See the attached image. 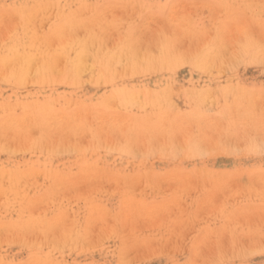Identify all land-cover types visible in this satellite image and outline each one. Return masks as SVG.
I'll list each match as a JSON object with an SVG mask.
<instances>
[{"label": "rangeland", "instance_id": "rangeland-1", "mask_svg": "<svg viewBox=\"0 0 264 264\" xmlns=\"http://www.w3.org/2000/svg\"><path fill=\"white\" fill-rule=\"evenodd\" d=\"M59 1L60 0H0V58H2L4 60V63H0V121L9 119L8 121H9V123H11V122H14V120L15 121H22V119H23V121H24L23 125L24 126H20V127L25 128V129H21V128H18V129L26 131V133L23 131H18V129H16L17 128L16 126H14L15 129L13 130V127L11 124L9 125L12 127L11 131L10 130L8 131L9 126H7V127L5 126L7 128V131H5L6 129L3 125H2V127H0V134H2L1 137H3V139L1 140V144H4V149H5L3 152H0V154H3L2 156L0 155L1 156L0 157V169H1L0 170V178L3 177L4 174H6V176L4 175L5 178H3V179H4V183L7 184V185H5L3 183L4 186H2L1 182H3V179L2 178L0 179V190L1 191L3 190L2 192L0 191L1 192L0 196L2 195V193L4 194V195H2V197H4V198L0 197V219L2 218L0 220V229L1 228L3 229V231H2V229L0 230V262H1L0 264H2L3 262H4L3 264H190V262H191V264L192 263L193 264L194 263L195 264H201V262H202V264H206V263L207 264H264V208H263L264 207V201H263V199H261V197H264V193H263L264 192L263 191L264 190V179H261L262 181L260 180L261 183H263V184H261V185H263V187L260 188L259 186H257V184L260 185L259 180H258V176H257V175H259L258 173H260L259 179H260V177H262V173L264 174V59H263L264 58V34H263L264 33V0H260V2H258L259 0H248V1L247 0H219V1L223 2L224 4H226L225 7H227V8H222V7L216 8V10L221 8L220 10L222 12H220L219 10H217V11L215 10V12H213V14H212L214 16H212L210 14H209L210 16L208 15V12H210V11L206 7H205L206 8L205 9L204 7L200 8L198 6L200 9H203V10H200V9L198 10V9H195L197 5L194 6V4L192 3L193 6H191L192 4L190 3V1L193 2L194 0H190V1L182 0V2H179V3H175L177 1H175V2L173 1L174 3L170 2V5H167V3H169V0H163V2H162V3H164V4H162L163 10L159 16H156V13H155V12H159V11H157V7H152L148 11L147 10L144 11V10H141L140 8H138V4L134 3L133 0H92V1L91 0H61L60 2ZM186 1H187V3H186ZM81 2H83L84 4L81 5ZM215 2L218 3L217 1H215ZM171 3H173V5L174 4L175 5L171 7ZM135 5H136V8H135ZM183 5H185V6H183ZM188 5L192 8L188 7ZM112 6H113V9H112ZM177 6H178V9H180V10H182L180 8L182 6L185 8L184 9L182 7L184 9L182 11H185V12H183V14L185 16L187 15V17H189V19H188L187 17L184 16L185 18L184 17L183 18L185 19V21L187 18V21L189 20L190 22L192 21V23H193L194 19L202 18V20H203V22H201L202 24H200V22H199L200 26L196 25V28L193 27L194 32L191 33V31H189V29L191 30V28L188 29V27L192 23L190 24V22H189V24L187 25L185 22L184 23L182 22V24L179 22V21H183V19L180 20V18L183 14L181 13L182 11L175 8ZM41 7H43V8H41ZM48 7H50V8H48ZM104 7H107V8L105 9ZM108 7H110L109 10H107ZM170 8H172L171 14H174L173 12H176L178 10L177 13L180 12L179 13L180 17L179 16L176 17V13H175V15H172V16H174V17H172L169 13ZM91 9H92V12H91ZM104 9L106 11H108V12L105 11V14H103ZM119 9L120 10L122 9V10L118 11ZM174 9H175V11H173ZM188 9H190V10H188ZM194 9L197 10L198 12L195 11ZM100 10L102 13L100 12ZM128 10H129V13L126 12ZM133 10L134 11L136 10V12L133 13L134 12ZM212 10H214V8ZM152 11H155V12H152ZM189 11H191V12H189ZM199 11H200V13H199ZM226 11H228L229 13L226 14L227 13ZM72 12L74 14H71ZM120 12H122V13L124 12V14H127L130 17L127 15H125V16L121 15L120 16V14H122ZM147 12H150L153 14H150ZM219 12L222 13V15H220ZM224 12H225V14H223ZM99 13H101L103 15L102 25L96 27V32H95L96 38H94L95 41L91 42V45H89V47L87 49V51L90 50L89 54H91V57L89 56L88 59L89 58L90 59L89 60L86 59L87 61H85L86 65H88V66L90 65L89 66V68H91L90 71L87 70L88 66L84 67V68H87V69H85L87 71L86 72L84 71L79 75L80 77H78V82L77 83L74 82L75 85H74V83L68 84L66 86H62V84H55L56 86L53 85L51 87H48V76L47 75L48 74L50 75V69H51V71H54V72L57 71V72H55V74L53 72L54 75H57V73L63 74V72L65 70L64 65H66V67H67V65L69 63V59L71 60L73 58V53H74V50L76 49L75 47H77V44L74 45V43H77L76 41L86 39V30L83 31L84 28L81 29L82 26L80 23L83 22L84 20L89 21V19L92 18V16L98 15ZM113 13H116V15H119V16H116V20L118 19L117 20L118 22L114 21L115 19L113 16H115V14L113 15ZM49 14L50 15L52 14V16H50ZM110 14H112V15H110ZM167 14H168V16H167ZM197 14H199V15H197ZM132 15L134 16V18H132L133 17ZM169 15L171 16L172 21H174L173 18L175 19V17L177 18L176 20L179 19L178 22L183 26V29H181L182 26L179 25V27H181L180 30L183 31L182 32L179 30V32H181L182 35L185 36V40H183L184 36H183V38H181L182 35L179 36V34H177V33H176L177 35L172 34V33L177 32L178 30L174 32L175 29L174 30L170 29V32H167V35H166L167 37L165 36V37L160 38V42L163 41L160 43L162 45H160V44L157 45V40L155 39L156 38L155 36H158L160 33L159 32L157 33L158 30L156 28H158V27L161 28L162 26H164V27H162L163 30L160 29V31L161 30L163 31L164 35L166 32L164 30H166L168 28H165V23L164 24L161 23L162 25L159 23L161 26H158V27L155 25L159 21L160 22H162V21L172 22L170 19H169V21L166 20L169 18ZM191 15L194 17H192ZM235 15H236V17H235ZM238 15H240V16H238ZM111 16L113 17V19ZM215 16L216 17L221 16L222 18L221 17L219 19L213 18ZM242 16L245 17V19H243V20H244V22L246 21L248 23V26H249V23L251 24V26L255 25V24H253L254 21H255L254 23H256L257 26H258V24L260 25V27L263 29V31L261 30V28H259V30H258V29H256L258 27L253 26L257 35L259 33L260 36L259 35L257 36L255 34V32L252 30L253 28L250 26V28H252L251 30L249 29L250 32L253 31L252 32L253 37L251 36V33H249V31H247V28H246L248 26H245V23L241 19ZM118 17H124L125 20H122L124 18H121L119 20ZM190 17L193 20H191ZM224 17H226V19H227L225 21V23L230 22L231 25H234V24H232V21H233V23H235V24L237 23L235 25L236 27L240 25V22L238 23V20L241 21V23L244 24L245 27L242 24H241L242 26L241 25L240 26L242 27V29L244 27L246 30L245 29L241 30V28H239L240 27L239 26V27H237V29L242 31V32L237 30L238 32L236 33V31H235L236 28L234 29L233 27H231V29H230V26H228L230 24H225L223 22L224 25H222V26H223L224 30L222 29V31H221V29H220L221 27H219L218 24H219V20H221V21L224 20ZM230 17L233 18V20L230 19ZM145 18L147 20H145ZM155 18L156 19L158 18V19L156 20ZM212 18L214 19L213 20L214 22L211 24ZM126 19H129V20L126 21ZM134 19H135V21H134ZM136 19H137V21H136ZM148 19L149 20L151 19L153 22H155V20H156V22H155L156 24L153 23L152 21H150L151 24L153 23V27L156 30H154V28L152 26H150L151 24L149 23ZM252 19H253V21H252ZM20 21H21V23H20ZM208 21H210V22H208ZM251 21H252V23H251ZM143 22H145V23H143ZM215 22H217V23H215ZM19 23H20V25H19ZM146 23H149V25L148 24L146 25ZM203 23L205 25L206 24L207 25L205 26ZM208 23H210V24H208ZM108 24H116L117 27H115V28L116 29L119 28V30L117 31L114 28L108 29L107 27H105ZM122 24H124V25H122ZM129 24H131V26H129ZM16 25H17V27H16ZM167 25H166V27H167ZM201 25H203L204 28L201 27ZM211 25H213V27H211ZM146 26L148 29L146 28ZM138 27H139V29H138ZM207 27L211 30L208 29L209 31L207 30L208 32H205ZM224 27H226V28H224ZM60 28H62V30H60ZM73 28H74V30H73ZM120 28H122V29H120ZM143 28H144V30H142ZM184 28L187 29L186 34H184V32H185ZM228 28L232 32L231 31H225V30H228ZM63 29H65V30H63ZM149 29H150V32L148 33ZM218 29H220V30H218ZM153 30H154V32H153ZM27 31H28V33H27ZM57 31H58V33H56ZM74 31H75V34H74ZM106 31L108 34L106 33ZM113 31H114V33H113ZM138 31H139V33H138ZM146 31H147V33H146ZM155 31H156V33H155ZM201 31H203V32H201ZM213 31H216V32L214 33ZM218 31H219V34H220V31L222 32L221 35L222 34L225 35L226 34L225 32L228 33L227 34L228 37H227V35H226V37L223 36V39L227 40L226 42H224L225 40L223 41L222 36L220 39ZM187 32H189V33L187 34ZM245 32H248V33H246V35H245ZM112 33H113V35L110 36V34H112ZM116 33L117 34L119 33L122 35L124 33L128 34L129 39L124 44V46H126V45H128V46H126L123 49L120 48L119 50H117V52H115V54H114L115 56L113 58H108V56H104L107 53L106 51L112 50L113 48L117 47L116 45H118L117 42L119 41L118 40L119 36H117ZM154 33L157 35H155ZM190 33L193 36L192 38L190 36L191 35ZM209 33H210V35H209ZM241 33H243L242 34L243 36L239 37V34H241ZM104 34H106V35H104ZM198 34L200 36H202L203 39L205 38L204 40H202L203 41L202 47L200 45L197 46V43L200 44L199 42H201V38L196 37V35L198 36ZM80 35H82V36H80ZM205 35H207V36H205ZM65 36L67 38L68 37L69 38L65 39L66 38ZM104 36H106V37H104ZM233 36H235V37L238 36V37L235 38ZM70 37L72 38V40H70L71 39ZM206 37H208V38H206ZM214 37L219 38V40H217V42H218L217 44H215V42L213 40ZM55 38H56V41H55ZM97 38H99V40ZM105 38H106V40H105ZM187 38H188V40H187ZM230 38H231L232 43L229 42ZM233 38H235L234 40L236 42L233 40ZM53 39H54V41H53ZM180 39H182L183 41H181ZM189 39L190 40L195 39L194 42H193V40H191L193 43L192 45H191V41ZM197 39H200V41L197 42ZM208 39H209V43L206 42ZM240 39H242V40L237 44V46L239 45L238 46L239 48L237 46L234 47L233 44L235 45L238 42V40H240ZM59 40H60V42H61V40H63V41L67 40V41L62 42V43H67V44H65L66 49H65L64 45L59 46V44H61L58 42ZM220 40H222V42H224L222 45L223 46L222 50L220 49L221 47L217 49V47L219 45H221ZM55 42H57L56 43L57 46H56ZM69 42H72V43H69ZM188 42H190V45L192 47L195 44L194 47L196 46L200 50L199 49L197 50L196 47H195V49L194 48L192 49ZM210 42H211V44H210ZM134 43L136 45H134ZM181 43L184 45L182 46ZM207 43H208V45H207ZM226 43H230L231 46H230V44H226ZM257 43H259V44H257ZM186 44H187V47H186ZM155 45H157V46H155ZM206 45L208 46L207 48H206ZM227 45H229V46H227ZM178 46H179V48H178ZM243 46H245V47H244V50L241 52V49ZM188 47H190V48H188ZM232 47H234V48H232ZM235 48H237L239 50H236ZM36 49L38 50V52ZM159 49H160V51L164 52L165 54L168 53L169 56H171V57H169L171 59L170 60L171 63L165 62V67H163L164 64L163 65H157V67H156L157 70L156 69L154 70L152 68V65L155 63H153V62H147V63L141 62L142 57L145 55L148 56V54H149V56H150V53H151V56H153L154 53H157V54L160 53ZM175 49H176V52H175ZM191 49H192V51L193 50L198 51V52L196 51V53L192 52L193 55L195 54L194 57H192V58L190 57V55H192ZM234 49L236 52L234 51ZM102 50H104V51H102ZM123 50H128V51L130 50L131 54H127V56H126L124 53H122V52H124ZM189 50H190V54H189ZM212 50L215 51L217 55L215 54V52H214V54H212L213 53ZM120 51H121V53H120ZM186 51L189 54V56H187V57L185 55V54H187ZM223 51H224V54H223ZM261 51L263 52L262 54H261ZM33 52H35V54L37 56L34 55ZM220 52H222V53H220ZM232 52H233V55H232ZM179 53H181V54H179ZM204 53H206V54L208 53V55H205ZM210 53H211V56H213V59L211 57L210 61L213 60L212 62L214 63L213 65L211 63L212 68L209 65H207L210 63V61H209ZM93 54L96 55L99 59H103V56H104V59H106V58H108V59L106 61L100 60L99 61V63L101 62L100 64L97 62L95 63V60L93 59ZM133 54H135V59H132ZM157 54H154V56H156ZM180 55H182V56L184 55V56L181 58ZM215 55L217 56L218 59H220V61H218V59L215 58ZM218 55H219V57H218ZM242 55H245V56H242ZM35 56H36V58L34 59ZM50 56H52V59H50ZM204 56H206V57L208 56L207 61H205L206 59L204 58ZM234 56L236 58L240 59V60L237 59L239 64L236 61V58ZM240 56H242V57L240 58ZM14 57L17 61L14 59ZM185 57L188 59H186ZM19 58H21V59L19 60ZM33 59H34V61H32ZM230 59H231V61H229ZM138 60H139V62H138ZM221 60L224 61L223 62L224 64L221 63ZM30 61H32V62L30 63ZM65 61H66V63L64 64L63 62H65ZM234 61H236V63H234ZM107 62H108V64H107ZM225 62H226V64H225ZM29 63H30L31 67L29 66ZM123 63H125V64H123ZM127 63H128L127 68L130 67V65L133 63V67L135 68L134 74L130 75L128 70L126 72L125 68H126ZM204 63H205V65H204ZM217 63L222 64V67L220 66L221 64L219 66L221 67L223 74L220 71L221 69L219 70V72H217V69H219V66ZM33 64H35V65H33ZM104 64H106L107 67L110 68L111 70L113 69L114 72L117 71L116 73H114L115 75H117L116 80H115L116 85H118L120 87L128 85V86H130V89H132V90H137V89L140 90V88H141L140 85H144V83L147 82L145 85H147V88L149 87V89H148L149 91L147 92V94L140 92L141 94L139 93V95L136 96L137 99H136V97H133V95H131L132 97L131 96L127 97L128 101L126 103H123L122 101H121L122 103H120V102L116 103L115 100H113V99L110 100V95L108 92V87H110V85H106L104 83L105 81L101 79V76L99 73L100 68ZM110 64H112V65H110ZM227 64L229 66H227ZM124 65H125V68H124ZM145 65H146V68H145ZM223 65H224V67H223ZM16 66H18V67H16ZM22 66H27L28 69H30L31 71L27 69L26 72H23L21 70ZM43 66H45V67H43ZM48 66L50 69L48 68ZM183 66H185V67H183ZM115 67H117V69H115ZM213 67H215V68H213ZM92 68H93V71H91ZM121 68H122V70H121L122 72L120 71ZM148 69L150 72L148 71ZM204 69H205V71H204ZM206 69H209V70L211 69V70L209 72V70H206ZM213 69H215V71ZM212 70L215 72L213 75H212V72H213ZM60 71H62V72H60ZM190 71H191V73H190ZM12 72H13V74H12ZM124 73H125V75H124ZM179 73H180V75H179ZM24 74H26V75H24ZM84 74L86 75L87 78H85ZM146 74H147V76H146ZM156 74L159 76H157ZM20 75H21V77H20ZM81 75L82 76L84 75V76L82 77ZM30 76H32V77H30ZM135 76L137 77V79ZM139 76H140V78H139ZM143 76H145L147 78L144 79ZM218 76H220V77H218ZM224 76H225V78H224ZM133 77H135V78H133ZM201 77H203V78H201ZM216 77H218V78H216ZM25 79L27 80L28 83L26 82ZM147 80H149V81H147ZM90 81H91V83H90ZM163 81H164V85H163ZM166 81H167V83H166ZM177 81H179L180 83ZM193 82L195 84H193ZM199 82H201V83H199ZM80 83L82 84V86ZM84 83H85V85H84ZM28 84H29V86H28ZM86 84H87V87L89 86L88 88L86 87ZM198 84H199V86H198ZM98 85H100V86H98ZM160 85H162V86H160ZM167 85H168V88L165 89V86L167 87ZM194 85H196L197 87L195 88ZM99 87L100 88L103 87V89H100ZM241 87L246 92H244V90L242 91ZM175 88L177 91H175ZM178 88H179V90H178ZM205 89H208V90H205ZM166 90H168V91H166ZM214 90H216V91L214 92ZM206 91L207 92L209 91L210 93L209 92L208 93L211 96L209 94H206ZM223 91H225L226 94L223 93L224 94L223 95L222 94ZM231 92L233 93V95H231ZM248 92H250L251 94H249ZM163 93H166V94H164V95H166L165 96L166 98L163 97ZM205 94L208 96L204 97ZM108 95H109V97H108ZM134 95H136V94H134ZM18 96L20 99L18 98ZM251 96H253V97H251ZM156 97L158 99H156ZM201 97H202V100L200 99ZM250 97H251V100H250ZM131 98H132V101H131ZM203 98H204V100H206L208 98V102H207V100L204 101ZM77 99H78V101H77ZM107 99H109V100H107ZM160 99H162V100H160ZM135 100H137V101L140 100L138 102L136 101L137 105L135 104ZM29 101L31 102V104H29L30 103ZM108 101H110V103H111V105L109 104V106H108ZM211 101H213V102L215 101L214 104H212L213 102H211ZM252 101H253V103H252ZM52 102H53V104H51ZM216 102H217V104H216ZM55 103H56L57 107L55 106ZM197 103H198V105H197ZM232 103H233V105H231ZM249 103L252 106H250ZM113 104H115V105H113ZM116 104H117L118 108L116 107ZM234 104H237L238 106L234 105ZM66 106H68V107H66ZM132 106L135 108H133ZM155 106H156V108H154ZM172 106H173V108H172ZM177 106L179 109L177 108ZM200 107H201V110H200ZM234 107L237 110L234 109ZM120 108H122V109H120ZM117 109H119L118 111H121V112H118ZM161 109H163V110H161ZM193 109H195V111ZM238 109H239V111H243V110L244 111L238 112ZM114 110H116V112ZM85 111L87 112L88 116L85 113ZM200 111L201 112L203 111L202 112L203 114H201ZM229 111H231V112H229ZM76 112H78V113H76ZM232 112H233V114H232ZM70 114L72 115V117ZM76 114H78V116L80 115L79 117H81V115H82L81 120L82 121L84 120L83 126H87V128L85 127L86 132H81L83 130L85 131V129L82 126L80 129L77 130L78 132H75V133H77L75 135V133L69 132L67 130H69L68 126L70 124H73L74 121H76L75 119L78 118V116H76ZM84 114H85V117L87 116L89 118H90V116L95 114L94 115L95 119H94V117H91V118H93L92 119L93 122L96 121L95 123L97 125L94 124V127H93V124L90 123L91 118L89 119L90 120L89 121L88 118L86 117L87 118V120H86L84 118ZM89 114H92V115H89ZM162 114H163V116H162ZM164 114L168 115V117L166 116L167 117L166 119H165ZM181 114L185 115L186 117L188 114H190V115L186 119V118H184L185 116L182 117ZM27 115H29V116H27ZM56 115H58L59 117ZM122 115L123 116L125 115L127 117V120L129 119L130 123L131 124L133 123V124L132 125L129 124L127 120H126V122H122L121 119L122 120L126 119L125 117L123 118ZM179 115H181L180 116L181 119L179 118ZM191 115H192V117H191ZM228 115L232 116V119L233 120L235 119L234 120L235 122H233V120ZM75 116H76V118H75ZM99 116L102 118L105 117V119L108 118L109 120L108 119L107 120L102 119ZM118 116L119 117L121 116L120 117L121 119ZM215 116H217V119L215 118ZM242 116L243 117L247 116L249 119L247 117L246 118L249 121L247 120V122H246L245 118L242 119L243 118ZM24 117H25V119H24ZM54 117L57 121L54 119ZM56 117H58V118H56ZM160 117H161V119H160ZM163 117H164V119H162ZM219 117L222 120V124L219 123L220 122ZM228 117L231 119V122H229L230 126L228 125L227 126L228 128L226 126L224 127V128H227L228 129L227 130V129H224L222 125H223V122H226V123H224V125L228 124V121H227L229 119ZM49 118L50 119L52 118L53 120L52 119L50 120ZM69 118L72 120L70 121ZM112 118H113L114 123L112 121H111V123L109 122ZM114 118H117V119L119 118L118 119L119 121L116 119L118 121L117 124H115L116 120ZM149 118H152V120ZM211 118L213 119V121H215V119H216V121L214 123H212L213 121L210 122ZM225 118H227V119H225ZM10 119L13 121H11ZM67 119H69V121ZM178 119L184 121L183 125H182L181 121H179V123H178ZM208 119H210V120L208 121ZM240 119L242 121L244 120L245 122L243 121V123H242ZM251 119H252V122L250 124L249 122L251 121ZM25 120L26 121L28 120V121L26 122ZM58 120L60 121V123ZM171 120H172V122H170ZM194 120H196V121H194ZM63 121H65V123L68 121L67 125L65 123H63ZM165 121H167V123H169V125H171V126H167L168 124ZM186 121H187V123L190 122V126L185 124ZM200 121L202 123H200ZM217 121L219 123L218 125L220 126V124H221V127L224 129V132H226L227 134L224 133L223 130L220 131V134H219V130H221L222 128L220 129L219 126L216 127L217 125L214 127V125L217 124ZM29 122L30 123L32 122V123L29 124ZM84 122H86V123H84ZM101 122H103V124ZM160 122L162 123V125L165 124L162 129L164 130L166 127V131L170 134L169 136L172 135L173 131L175 133V134H173L174 137H173V135L171 136V138H173V140H170V143L173 141V142H175L174 144H176L178 142V139H179L178 137L180 136L181 139H179V141L181 143H185V142L187 143V142H189V139L192 138V140L195 141V144H193V146L190 148L189 147L186 148L185 147L186 143H185V145L184 144L182 145V148H179V147H181V143L178 142L177 146L171 144L178 149H176L175 147H172L170 145V143L168 144V142H169L168 140L170 138L167 139V137H169V136H167L168 133L166 131H162L163 133L160 132V135H159V131L161 130V127L159 126V125H161ZM203 122H205V124ZM36 123H37V125H36ZM44 123H46V124H44ZM104 123H106L108 126H109V124H110V126L111 125H115V126H111L112 127V129H111V127L109 128L105 124L106 128L108 127V129L110 130L109 131L108 129L105 128ZM124 123H125V125H124ZM135 123H136V125H135ZM137 123H138V125H137ZM146 123H147V125H146ZM174 123H176V124H174ZM177 123L180 125H178ZM210 123L213 125H211ZM244 123H246V124L243 125ZM57 124L59 127L57 126ZM63 124L66 127L63 126ZM87 124H90V126ZM99 124H102L104 127L102 125H99ZM119 124L124 126V127L121 126L122 129H120L121 127H118V126H120ZM173 124L176 126H174ZM192 124H196V125L195 126L193 125V127H192L191 126ZM197 124H199V125H197ZM35 125L37 128L34 127ZM50 125H52V126H50ZM133 125L136 127L134 129L137 132V138L135 141V144H137V146L133 145L135 147L134 149H133V146H131L130 148H127L124 144L126 140L123 139V138L126 139V137L128 136V134H126V133L129 132L128 129L131 130L134 127ZM138 126H140V127L142 126L143 129H141L140 127L137 128ZM172 126L174 129L172 128ZM27 127H28L29 132L26 130ZM98 127L100 129L105 128L104 130L106 132L104 130H100V131H103L105 133V135H104V133L102 134L103 135L102 137L100 134L102 132H99ZM116 127H117V129H116ZM155 127H157V128H155ZM158 127H159V129H158ZM167 127H169V128H167ZM186 127L187 128L190 127V128L187 129ZM245 127H247V128L245 129ZM49 128H51V129H49ZM53 128L55 131L53 133L50 132L51 133V135H50L49 131L50 130L53 131L52 130ZM60 128L62 129V131ZM114 128L116 129V131H114L115 130ZM181 128H182V130H180ZM196 128L198 130L199 129L200 130L198 131ZM3 129H5V130H3ZM34 129H36V130H34ZM144 129H146V131L148 129L149 130L152 129V131L148 130V133H147L150 136L144 132L145 131ZM156 129L159 131H157ZM168 129H170V131ZM195 129H196V131H195ZM201 129H202V131H205V132L201 133L202 132ZM215 129H217V130H215ZM229 129H230V131H229ZM31 130H32V132H31ZM46 130H48V131H46ZM65 130L67 132H69V134H67V132ZM107 130L109 133H107ZM184 130H186V134H187L188 130H190L188 132L192 131L191 133H189L191 136L194 133H196L195 138H197L196 136L201 137V135H203L202 136L203 138L198 137L196 140V139H193L194 137L190 136L189 139L186 138L184 140V138L187 137V135L186 134L184 135V133H183ZM210 130H211V132H210ZM13 131H16V133ZM58 131L59 132L61 131V132L59 133ZM153 131H155V132H153ZM176 131H177V134H176ZM215 131L218 132L220 137H219V135L217 136V134L215 135V133H216ZM20 132H22V133L20 134ZM27 132L29 135L28 138L30 137V135H32L31 137H33V138H31V137L29 138V139H31L32 143L28 142L30 140L26 136ZM30 132L31 133L34 132V133L31 134ZM44 132H46V133H44ZM57 132H58V134H55ZM111 132H113L115 135H113ZM117 132H119V133H117ZM152 132H153V134H152ZM206 132H208V133L210 132V133L208 134ZM255 132H256V134H255ZM13 133L16 134L17 137L15 135H13ZM79 133L80 134L82 133L85 136L81 135L82 136V139H81ZM88 133L90 134V136L88 135ZM120 133L123 134L124 136L121 135ZM161 133H162V135H161ZM166 133H167V135H165ZM205 133H206V135L207 134L208 135L205 136L204 135ZM241 133H242V135L246 133L245 134L246 140L245 139L242 140L243 138H242ZM4 134H6V136ZM23 134H26L25 135L26 137L24 136V138H21V136L23 137ZM34 134L36 137L34 136ZM43 134H44V136H47V138L44 137V141L42 140ZM70 134L72 136H69ZM97 134H98V136H97ZM106 134H109L110 138ZM260 134H261V136H260ZM53 135H56V136H54V139H53ZM74 135L76 137H74ZM77 135H79V138L77 137ZM99 135H100V137H99ZM144 135H145V138H148V139H149V137H151L150 140H152V141L154 139H155L154 141H156V142H158V140H160V141L157 143V145L155 144L156 142L153 141V144H154L153 145L152 142L150 140L148 141V139H147V145H149V146H147L146 142H145L146 139L144 138ZM213 135H215V136L213 137ZM224 135L226 136V141L222 140L225 138ZM256 135H258V136H256ZM7 136L12 138V139L8 138ZM13 136H14V139H13ZM105 136L107 137V140H106ZM114 136H116V137H114ZM117 136L122 138L121 140H123L124 142L122 143L121 140H119L120 138ZM160 136H164V138L162 139V137H160ZM236 136L237 137L239 136V137L235 138ZM255 136L257 139L255 138ZM1 137H0V139H1ZM4 137H7V138H4ZM69 137H70V139H69ZM72 137L76 138V139H73ZM88 137H89L90 141L87 140ZM158 137H160L162 140L166 139L167 141L165 140V143H162L163 141H161V139H159ZM176 137H177V139H176ZM206 137H207V139H206ZM215 137L216 138L218 137L220 139L217 141L218 138L216 139ZM229 137L232 139L230 140ZM19 138H20V141L17 140ZM25 138H26V140L27 139L28 140L27 141L25 140L26 142H23ZM36 138H37L38 142L34 141V139L36 140ZM65 138H67V139H65ZM83 138H85V139H83ZM90 138L93 140H91ZM100 138H102V139L100 140ZM104 138H105V141L109 144V145L107 144L106 147H105L106 143L105 142H104L105 144L103 143ZM111 138L113 140L112 141L113 143H111V141H110V143L108 142L109 141L108 139L111 140ZM115 138H117V140H115ZM143 138H144V140H143ZM174 138H175V140H174ZM182 138L185 142L181 141ZM210 138H213V139L215 138L217 143L215 142L216 144H214L213 142L215 140H213V139L210 140ZM250 138L251 139L253 138V139L251 140ZM7 139H10V140H8L9 143L6 142ZM46 139L48 140V142ZM64 139L68 140V145H67V141H65ZM79 139H80V141H79ZM228 139L230 140V142ZM41 140H42V142H41ZM200 140H201V142L203 141L202 144H204L208 140L209 142H206L207 144L209 143L208 146H207V144H204L206 146L203 145L200 147V145H201ZM221 140L224 141L226 144L224 142L220 143ZM238 140H239V143L237 144L236 142H238ZM257 140H259V141H257ZM17 141L19 143L21 142L20 145ZM55 141L57 143H59V145L58 144L56 145ZM86 141L90 144H88ZM96 141H98V142H96ZM197 141H198V144H197ZM240 141H241V143H240ZM244 141H245V144L247 143L246 141H249L248 142L249 144L243 145ZM35 142H37V145ZM50 142H52L51 144H53V143L54 144L51 145ZM61 142L63 143L62 145L66 144L67 146L65 145L62 148V145L60 146ZM149 142H150V144H149ZM253 142H254V144H255V142L257 143L256 146L253 145ZM5 143L6 144L8 143L9 146L6 145ZM22 143L23 144L25 143L26 145L28 143V145L30 146L29 148H27L28 151H26L25 153H24V150L26 149L25 147H28V145L23 147ZM29 143H31L32 145H30ZM38 143H39V145L40 144L41 145L39 146ZM74 143H75V146H74ZM82 143H83V146H82ZM100 143H102V144H100ZM117 143H119L118 146H117ZM120 143H122V144H120ZM138 143H139V145H138ZM78 144H79V148L82 147L80 149L78 148V150H81V151H79L80 153L79 152L78 153L82 157L78 156L79 154H77V152L74 155L72 154L75 152V151L73 152V150L77 149L75 147H78ZM110 144H111V146H110ZM151 144L154 146L153 149L151 148V146H152ZM163 144H166V145H163ZM178 144L180 146H178ZM210 144L211 145L213 144L214 147L212 145V147H213L212 148ZM240 144H241V146H240ZM48 145H50L49 146L50 149H48V147H47ZM100 145H102V147H99V152L101 154H99L98 147H97ZM121 145H124L126 149H124L123 148L124 146H121ZM140 145H141V147H140ZM142 145L143 146L145 145L144 146L145 149H143ZM161 145H163V146L160 147ZM195 145H199L200 148L198 146H197L198 149L195 148L196 147ZM228 145H229V147H228ZM231 145H232V147H231ZM41 146L44 149H42ZM51 146H53L54 149H52ZM58 146H59V148H58ZM69 146H71V147L73 146L74 148L73 147L71 148ZM119 146H121V148L119 150L120 152H118ZM164 146H166L167 150L164 148ZM237 146L238 147L240 146L239 147L240 149ZM258 146H260V147H258ZM19 147H21V148H19ZM85 147L86 148L88 147V148L83 149ZM114 147H115V149H114ZM139 147H140V150H139ZM147 147H149L148 148L149 151L147 150ZM158 147H160V148H158ZM226 147L229 148L228 152L225 151ZM18 148H19V150H18ZM22 148H24V150ZM35 148H36V150H34ZM61 148L63 149L62 151H61ZM66 148L69 149V152L67 151ZM92 148H94V150H91ZM111 148L114 151L116 150V152H115L116 154L114 153V151ZM163 148L165 151L163 150ZM201 148H203V149L201 151H199ZM259 148H260V150H259ZM21 149L23 152L21 151ZM30 149H33V150H30ZM37 149H39V150H37ZM65 149L67 152L65 151ZM82 149L86 150V152H83ZM100 149L103 150L104 153H102V151ZM110 149L112 151L111 153L109 152ZM204 149H206V151L208 150V152H209L208 154L205 153V155L207 154L206 156L203 155ZM232 149H234V150H232ZM236 149H239V150H236ZM49 150L53 151V153L50 152ZM59 150H60V152H59ZM87 150H88V153H87ZM134 150H135V153H137L136 151L139 150V153H137L138 155H136L134 153L135 156L137 157L136 158L137 160H135V156L132 153V152H134ZM144 150H147V152ZM213 150H214V153H212ZM254 150H257V152ZM46 151L48 152V155L49 154L51 155V157H50V155H49V157H48V155H46L47 154ZM153 151H155L156 153ZM210 151H212V152H210ZM230 151L231 152L233 151L232 152L233 155L231 154ZM252 151H253V153H252ZM55 152H56V155H55V159H54ZM58 152L60 153V155ZM61 153H62V156H61ZM81 153H83V154H81ZM142 153H144V154H142ZM153 153H155L154 154L155 159H154ZM173 153H175L177 156L179 154L178 158L175 154H174L175 156L173 158ZM148 154H150V155H148ZM91 155H92V157H91ZM200 155H202V156L199 157ZM56 156H57V158H56ZM107 156L108 157L110 156L109 160H108ZM101 157H102V159H101ZM139 157H142L143 160H142V158H139ZM148 157H150V158H148ZM217 157H218V159H217ZM139 159L141 160V162ZM149 159H150V161H149ZM221 160H223V161H221ZM54 161H56V162H54ZM155 161H156V163H155ZM117 163H118V165H117ZM217 163H218V165H217ZM90 166H92L93 168L95 167L94 168L95 170L92 167L89 168ZM48 167H49V169L50 168L51 169L49 170ZM59 167H61L62 169ZM81 168H84L85 170L83 171V169L81 170ZM88 168L90 169V171ZM102 168H104V169H102ZM204 168H205V170H204ZM200 169H201V171H200ZM70 170H72V172ZM203 170H204V172H203ZM27 171L30 173H32L34 171L35 173L33 172L32 174H30ZM47 171L50 172L49 176H48ZM75 171L77 174H75ZM87 171H89V172H87ZM195 171L197 173H195ZM243 171L245 173H242ZM62 172H65V174L67 176L64 175V173H62ZM66 172L69 173L70 175H68ZM255 172L257 175L255 174ZM51 173H52V175H51ZM201 173H204L203 174L204 176ZM246 173H249V174L247 175ZM20 174H21V176H24V177L21 178ZM28 174H29V176H28ZM36 174L38 176H36ZM41 174H42V177L40 176ZM57 174L60 175L59 176L60 179L57 178L58 177ZM79 174H81V175H79ZM217 174H218V177L215 176ZM250 174H252L254 177L252 176L250 178V176H251ZM15 175H17V176H15ZM55 175H57V176H55ZM89 175H90V177L95 176L96 178L94 177L93 180L94 181L98 180V184H97V181H95V182L93 180L90 181V179H92V178H90ZM100 175H103L104 179L102 178V176L99 179ZM237 175H239V178H237L238 177ZM246 175L249 177H247ZM35 176L37 179L35 178ZM87 176L89 177V179H87L88 178ZM197 176H199V177H197ZM213 176L217 177V178H214ZM231 176H232V178L234 176H236L235 177L236 179L233 178L234 179L233 181L229 180L231 178ZM17 177L19 178V180L17 179ZM45 177H46V180L44 179ZM49 177L53 178L54 181L52 179H50ZM84 177H87V178H84ZM106 177H108L107 178L108 180L106 179ZM202 177H204V178H202ZM208 177H210V178L208 179ZM31 178L33 179V181ZM40 178L44 179L42 181H46V182L48 181L47 179H49L50 181L52 180L53 182L52 181L51 182L53 184H50L51 183L50 181L47 183L44 182V184H43V182L41 181ZM56 178H57V180H56ZM79 178L81 179L80 181H82V182L77 180ZM119 178L121 179V181L125 180L124 182H122V185H121V181H120V183L117 182V179L119 181ZM196 178H198L199 181H197ZM252 178L253 179L257 178V179L254 182V180ZM24 179L26 180L27 183L24 181ZM163 179H164V181L162 182L161 180H163ZM165 179H167V180H165ZM185 179H186V181H185ZM203 179H205L204 182H203ZM250 179L253 181L251 182ZM34 180L37 181L38 186L35 184L36 182ZM114 180L116 182H114ZM212 180H213V183L211 182ZM225 180H227L228 183H227V181L225 182ZM236 180H238V181H236ZM247 180H249V181H247ZM13 181H14V183H13ZM112 181H113V183H111ZM159 181H161V182H159ZM177 181H180L179 182L180 184H177L178 183ZM60 182H62V185L64 184V186H61ZM74 182H75V184H74ZM215 182H217V184H215ZM230 182H232V183H230ZM236 182H237V185H236ZM68 183H71L73 186L70 184L71 185V187H70ZM124 183L125 184L127 183V186L129 184H131L130 188H129V186L127 188L124 187L123 186V185H125ZM206 183L208 186L206 185ZM209 183H210V185H209ZM240 183H241V185H239ZM29 184H30V186H29ZM31 184L32 185L35 184L34 185L35 187H33ZM47 184H49L48 185L49 189L46 188V186H45ZM119 184L121 186H119ZM224 184H227V185H224ZM15 185L17 187H19L18 188L19 192H18V190H16L17 187ZM25 185H27V186L25 187ZM145 185H146V187H145ZM229 185L233 188V190H230L229 188H231V187H229L228 191H227L226 187H228ZM235 185L238 188V192H237V188ZM245 185H246V187H244ZM222 186L225 188V190L227 192L224 191V188H222L223 190L221 189ZM247 186L250 189H248ZM39 187L40 188L43 187V188L40 189ZM73 187H75V188L73 189ZM121 187L122 188L124 187L125 189H122ZM218 187H220V188H218ZM242 187H244L245 189H243ZM251 187L252 188L255 187V189H254L255 191H256V187H257L256 192H259L258 190L260 189V196L261 197L259 196V193H257L258 195L253 194V193H255V191L253 192V190H252V194H251V189H252ZM22 188H24V189L22 190ZM30 188H33V189L30 190ZM35 188H36V190H35ZM57 188L62 189V190H58ZM64 188H66V189H64ZM119 188H121V189H119ZM159 188H160V190L161 189L162 190L159 191ZM173 188H176V190H174ZM178 188L181 190H179ZM190 188L194 189V190H191ZM246 188H247V192L249 190L250 193L247 194V192L245 191ZM4 189L6 191H4ZM52 189H53V191H51ZM99 189H100V192L102 191V193L99 192ZM183 189H184V191H183ZM219 189L222 190L221 192H223V193L220 194ZM234 189L237 193V199H236L237 203H235V199H233L236 197L234 196V194H231L232 192H234ZM27 190L29 192H27ZM54 190L57 191V193ZM66 190H67V192H66ZM94 190L98 191L99 193L95 192ZM177 190L180 191L181 193L177 192ZM215 190H217L216 192L219 193V196H221L222 198H223V195L225 193V198L221 199V197L217 196L218 194L215 193ZM241 190H243L244 193L246 192V194H244L246 196L242 195L243 192ZM24 191H26V192H24ZM59 191H60V193H59ZM93 191L95 193H93ZM182 191H183V193H182ZM186 191H187V193H186ZM192 191H193V193H192ZM229 191H231V192L229 193ZM239 191L241 192V194ZM20 192H24L27 195H25L24 193H20ZM61 192H62V194H61ZM103 192H106V193H103ZM107 192H109V193L107 194ZM111 192H112V195H110ZM129 192H130V194H129ZM184 192L186 194H184ZM19 193L22 196L25 195L24 196L25 198L17 195ZM53 193H56V195ZM213 193L217 197L213 196L214 195ZM39 194H40V196H39ZM65 194H67V195H65ZM73 194H76V196ZM99 194H100V196H99ZM238 194H239V196H241V198L238 196ZM262 194H263V196H262ZM58 195H60V198ZM63 195H65V196H63ZM77 195H79L80 199H81V196H82V199H83V197H85L84 198L85 200L81 199V201H80V199L78 198ZM87 195H88V197H86ZM124 195H126V196H124ZM37 196L39 198L41 197L40 198L41 201L39 198H37ZM50 196H51V198H50ZM140 196H142V197L140 198ZM9 197H10V201H9ZM21 197H22V200H20ZM175 197H176V199H179V203H180L179 206L182 205L181 208H182V211H184L183 213L185 215L183 213H181L182 211L179 212V210H181V209L175 203V202L178 203V201H176ZM181 197H182V199H181ZM218 197L221 199V201L222 200L225 201V202H223L224 204L220 202V199ZM227 197L230 199H228ZM23 198L27 202L25 200H23ZM34 198H36V203H35V201H32V200H35ZM65 198L67 201L70 199H73L75 204L73 203L72 200H70L71 202H67L65 200ZM193 198H194V200H193ZM29 199H31V204H30ZM43 199H45V200H43ZM52 199H54V201ZM62 199L65 202H63ZM227 199L230 201L231 200L232 201L234 200V201H233V203H231L232 201L230 202ZM124 200L126 201V205H127L126 207L124 205L125 203H122V202H125ZM135 200H136V203H134ZM182 200H183V203H182ZM1 201H2V204H1ZM5 201L8 203H6ZM47 201H49V202H47ZM201 201H203L202 204L200 203ZM44 202L47 203V207H49V208H47V207H46V209L44 208L46 206V203H44ZM56 202L58 203V205ZM76 202L78 204H76ZM172 202H174L176 205L173 203L174 205L171 206ZM33 203H35V204L44 203L45 205L44 204L43 205L41 204V206L37 205V208H35L36 205L34 204V207H33L32 206ZM164 203H166V204L164 205ZM199 203L201 204V207L204 206V208L203 207L199 208L200 207ZM219 203H221V205H219ZM25 204L26 205L29 204V205L26 206ZM64 204H65V206H64ZM129 204H131L130 206L132 208L129 207ZM14 205H16V206H14ZM89 205L93 208L94 207L97 208L96 211L98 210V212L95 213L94 212L95 210L92 209ZM97 205H99V206H97ZM155 205L160 207V208H158V207L155 208V209L158 208V210H156V212L157 211L160 212L159 213L160 217L157 215L158 213L156 214L154 211L153 207ZM166 205L169 207H167ZM239 205H241V206H239ZM250 205L252 207H254L256 210L252 209V207L251 208L248 207ZM258 205L260 206V209H261V211H259V212H260V214L262 213V215H260L258 212L260 217L257 213H256L257 216L253 215V214H255V212L260 210V209L257 210ZM52 206H54V207L56 206L57 208L56 207L54 208ZM164 206H166L168 208V210L171 211L172 213L168 212L167 208ZM173 206H175V208H173ZM14 207H16V208H14ZM151 207L153 208V210L150 209ZM177 207L179 209H176ZM191 207H192V209H191ZM242 207H244L245 209H243ZM247 207H248V209H247ZM40 208H41V210H40ZM42 208H43V210H42ZM85 208L88 210H86ZM101 208L104 210H102ZM125 208H126V211L128 213L132 214V215L129 214L126 218L132 216L131 218H133V217L136 218V221H135V219L134 220L132 219V221H130L131 218H130V220L125 218V216L128 214L126 211L124 213L123 210H125ZM142 208H143V210H142ZM163 208L165 210H167V211H165L167 214L162 212V210H164ZM171 208L173 211L170 210ZM209 208L211 210L213 209L215 211V214L213 213V210L211 211V210H209ZM19 209H20V212H19ZM35 209H37L36 212H34ZM129 209H131V210H129ZM138 209H139V212L137 211ZM148 209L150 211L152 210L151 212L153 214L148 212L150 214L149 216L151 218H149L147 216L148 215L147 214ZM200 209H202V210L200 211ZM220 209H222V211ZM238 209H239V211H238ZM15 210H16V212H19V213H16ZM198 210L200 212L199 214L197 212ZM262 210H263V212H262ZM21 211H23L24 213ZM37 211L39 213H41V216H40V214H39V216L36 215V213L38 214ZM84 211L86 212V216H84ZM88 211H90V212H88ZM101 211H104L106 216H104L103 215L104 212H101ZM175 211L177 212L176 214H175ZM30 212H31V214H27ZM72 212H74V213H72ZM207 212H208V214L211 213L210 218L212 220L210 218H208L209 216H208ZM222 212L224 213L223 215H222ZM71 213L74 214L76 217L78 215V217L76 218L74 215L71 216ZM80 213H81V215H80ZM88 213H89V216H87ZM138 213H140V214H138ZM144 213L147 214L145 216H147L146 218H148L150 220V223H149L148 219L143 220V219H146V218H144L145 217ZM161 213L163 215L166 214V216H165L166 218L163 216L161 218ZM173 213L175 214L174 217H173ZM12 214H14L15 216ZM25 214H27V215H25ZM44 214H45V216H44ZM49 214H50V216H48ZM69 214H70V216H68ZM170 214H172V215H170ZM242 214H243V217L242 216H240V217H242L243 219L244 218L245 219L249 218V219H246V221H245V219L244 220L240 219L239 215H242ZM246 214H248V216H246ZM249 214L252 216H250ZM30 215L32 216V218ZM60 215H62L63 219L64 218L65 219H68V218L71 219L72 217H74V220L70 221V220L64 219L65 223H63L64 221ZM92 215L95 217L98 215L97 220H99V218H101L98 225L96 224V222H98L96 220V218H95V220L91 219ZM110 215L111 216L114 215V216L111 217ZM153 215L158 216L159 221L158 220H152V219H154ZM167 215H169V218L170 217L175 218L174 221L172 218L169 219ZM176 215H177V217H176ZM196 215L198 218H196ZM18 216H20V217H18ZM23 216H24V219H23ZM54 216H55V218L58 217L59 219L58 218L54 219ZM187 216L190 218H188ZM231 216L236 218L237 220H235L234 218H232V220H231ZM237 216H238V218H237ZM37 217H39V218H37ZM180 217H181V219H180ZM250 217H252V218H250ZM75 218L78 220H76ZM107 218H109L110 221ZM177 218H178V222L181 220L183 224H181V222H180V224L177 223ZM191 218L193 219V221ZM36 219L41 221V222L36 221ZM53 219H54V221H56V223L58 220L59 221L61 220L63 222L60 221L61 224L59 222L57 224L53 223V224H55V226H56L55 227L52 224ZM102 219H104V220L102 221ZM185 219H187V222H185L186 221ZM238 219H240V221ZM13 220H15V221H13ZM17 220H18V222H17ZM22 220L24 222V223L22 222L23 224L21 223ZM49 220H51L50 225H52V226H50L47 229ZM105 220L107 223H105ZM112 220H114V221H112ZM125 220H126V222L123 224V222ZM127 220H129V221H127ZM151 220L153 222H151ZM209 220H211V221H209ZM227 220L229 222H227ZM44 221L46 222V224ZM67 221H68V223H67ZM90 221H92V222L94 221V223L91 222L93 226L91 225ZM118 221H120V222H118ZM32 222H33V225L35 226L34 228H36L38 226L36 228V230L38 229L37 231H34V228H32L33 227ZM35 222L36 223L38 222V224H36ZM69 222L71 224H69ZM85 222H87V223H85ZM100 222L101 223L104 222V223L101 224ZM113 222H114V224H113ZM4 223H5V225H4ZM194 223H196V224H194ZM241 223H242V225L243 224L244 225L242 226ZM41 224L43 225V227L41 226ZM73 224H75V225H73ZM86 224H88L89 226L91 225V227H89L88 225H87L88 226L87 227ZM94 224H96V225H94ZM118 224H120V225H118ZM197 224H199V225H197ZM247 224H248V226H247ZM1 225L5 226V227H1ZM9 225L10 226L12 225V226L10 227ZM61 225H63V226H61ZM76 225L78 226V228L75 227ZM112 225H115L116 229ZM245 225H246V227H245ZM254 225H255V227H254ZM6 226L10 229H8ZM13 226H15V229ZM57 226H58L59 230H57ZM96 226H97V228H96ZM98 226H99V229H98ZM22 227L25 230L26 234L24 232H22V231H24L22 229ZM61 227H63V228H61ZM68 227L70 229H68ZM72 227H74V228H72ZM112 227L115 230H113V229L111 230ZM251 227H252V229H251ZM30 228L33 230V232H31L32 230ZM76 228L80 229L81 231H78ZM104 228H106L105 231L106 230H109V231H106V233H105ZM132 228L134 229V231ZM211 228H213V230ZM228 228L229 229L231 228V229L229 230ZM249 228H250V230H249ZM51 229H53L52 231L55 232V233L53 232L54 234L51 233L52 232ZM62 229H64L65 234L67 233L68 236L65 234L63 235V233H61L63 231ZM147 229H149V230L147 231ZM205 229L208 230L210 233L208 231H206ZM39 230H41V231H39ZM42 230H43V232L45 230L48 231V233H47L48 237L42 238V236L46 234V233H43ZM74 230H75V232H74ZM211 230L214 232H211ZM27 231H29V232H27ZM56 231L59 232L58 233L59 236L63 235L69 240L65 239L64 237H63V239H62V237H60V239H59L58 238L59 236L57 237ZM69 231L70 232L72 231V233L74 232L75 234L70 233L72 235L69 236ZM222 232L224 234H222ZM42 233H43V235H42ZM94 233H97V234L93 235ZM102 233L104 235H102ZM109 233H111L112 235L113 234L116 235V236L113 235L114 236V238H113V236H111V234H110V237L113 239V240L110 239L111 242L109 241V238H110ZM133 233H135V235ZM215 233H216V235H215ZM107 234H108V236H107ZM118 234H120V235H118ZM179 234H181V235H179ZM213 234L215 235V237ZM117 235H118V238H117ZM210 235H211V237H210ZM7 236H8V240L6 239ZM135 237H137V238H135ZM216 237L219 238L218 241H217ZM22 239L24 240L23 242H22ZM127 239H129L131 241V243ZM203 239L208 240V241H205V240L203 241ZM46 240H48V242ZM123 240H126V242L123 243ZM44 241H46L47 244ZM196 241L200 243V244L198 243L199 246H198ZM216 241L218 244L216 243ZM214 243L216 245H214ZM64 245H66V246H64ZM127 247H129V248H127ZM228 247H229V249H228ZM221 250H222V252H221ZM113 251H114V253H113ZM211 251H212V253H211ZM38 252H39V255L37 254ZM207 252L210 254H207ZM30 254H32V255H30ZM204 254H205V256H203ZM37 256L39 258H37ZM34 258H36V259L33 261Z\"/></svg>", "mask_w": 264, "mask_h": 264}, {"label": "bare ground", "instance_id": "bare-ground-1", "mask_svg": "<svg viewBox=\"0 0 264 264\" xmlns=\"http://www.w3.org/2000/svg\"><path fill=\"white\" fill-rule=\"evenodd\" d=\"M60 1H61V0H60ZM60 1H59V2H60ZM91 1H92V0H91ZM173 1H174V2L177 1V2H175V3L182 2V0H181V1H180V0H179V1H178V0H169V3H167V5H170V2H173ZM187 1H190V0H187ZM187 1H186V3H187ZM215 1H217L219 4L216 3ZM247 1H248V0H247ZM107 2H108V1H107ZM133 2H134V3H137V4H138V8H140L141 10H144V11H146V10L148 11V10L151 9L152 7H157V11H159V12L152 11V12H155V13H156V16H159V15H160V13H161L162 10H163L162 4H164V3H162L163 0H133ZM174 2H173V3H174ZM258 2H260V0H259ZM258 2H257V3H258ZM129 3H130V2H129ZM173 3H171V7L175 5V4L173 5ZM190 3H191V4L193 3L194 6L197 5L196 8H195V7H194V8H195V9H198V10H199L201 7H204V8L206 7V8L210 11V12H208V15H209V14L212 15L213 12H215L216 8H218V7L227 8V7H225L226 4H224L223 2H221V1H219V0H194L193 2L190 1ZM83 4H84V3L81 2V5H83ZM183 4H184V3H183ZM191 4H190V5H191ZM193 4H192L191 6H193ZM233 4H234V3H233ZM49 5H50V4H49ZM88 5H89V4H88ZM53 6H54V5H53ZM127 6H128V5H127ZM180 6H181V5H180ZM183 6H185V5H183ZM183 6H182V7H183ZM186 6H187V5H186ZM198 6H199L200 8H199ZM227 6H228V5H227ZM182 7H180V8H181L182 10H184L185 8L183 7V8H184V9H183ZM188 7H190V6L188 5ZM188 7H187V8H188ZM257 7H258V6H257ZM41 8H43V7H41ZM41 8H40V9H41ZM48 8H50V7H48ZM104 8L106 9L107 7H104ZM109 8H110V7H108L107 10H109ZM116 8H117V7H116ZM116 8H115V9H116ZM131 8H132V7H131ZM131 8H130V9H131ZM135 8H136V5H135ZM175 8L178 9V6L175 7ZM190 8H192V7H190ZM206 8H205V9H206ZM213 8H214V10H212ZM105 9H104V13H103V14H105V11H106ZM112 9H113V6H112ZM122 9H123V8H122ZM122 9H121V10H122ZM195 9H194V10H195ZM220 9H221V8H219V9H217V10H219L220 12H222ZM54 10H55V9H54ZM64 10H65V9H64ZM66 10H67V9H66ZM116 10H117V9H116ZM121 10L119 9L118 11H121ZM131 10H132V9H131ZM178 10H180V9H178ZM178 10H177V11H178ZM182 10H180V11H182ZM188 10H190V9H188ZM194 10H193V11H194ZM200 10H203V9H200ZM217 10H216V11H217ZM228 10H229V9H228ZM111 11H112V10H111ZM133 11H134V10H133ZM133 11H132V12H133ZM173 11H175V9H174ZM177 11H176V12H173L174 14H171V12H172V8H170V12H169V13H170L171 16H172V15H175V13H176V17H177V16L180 17V15H179L180 12L177 13ZM191 11H192V10H191ZM191 11H189V12H191ZM195 11H197V10H195ZM87 12H88V11H87ZM91 12H92V9H91ZM100 12H101V10H100ZM106 12H108V11H106ZM116 12H117V11H116ZM124 12H125V11H124ZM124 12H123V13L120 12V13H122V14L119 13L120 16H121V15H122V16H123V15H124V16L127 15V14H124ZM126 12L129 13V10L126 11ZM135 12H136V10H135L133 13H135ZM142 12H143V11H142ZM150 12H151V11H150ZM150 12H147V13H150ZM183 12H185V11H182L181 13L183 14ZM197 12H198V11H197ZM220 12H219V13H220ZM226 12H227L226 14L229 13L228 11H226ZM63 13H64V12H63ZM101 13H102V12H101ZM101 13H99L98 15H94V16H92V18H90L89 21H85V20H84L83 22L80 23L81 26H82V28H81V27H80V28H81V29L84 28L83 31L86 30V39H84V40L82 39V40L76 41L77 43H74V42H73L74 45L77 44V47H75L76 49L74 50L73 58H72L71 60L69 59V63H68V65H67V67H66V65H64L65 70H64L63 74H61V73H57V75H54L55 72H57V71H55V72H54V71H51V69H50L49 66H48V68L50 69V75H49V74L47 75V76H48V87H51V86H53V85H55V84H62V86H66V85H68V84H73L74 82L77 83V82H78V77H80L79 75H80L82 72H84V71L86 72L87 70L90 71V69H91V68H89L90 65L88 66V65H86V63H85V61H87L86 59H88L89 56L91 57V54H89V51H90V50L87 51V49H88L89 45H91V42H94V41H95L94 38H96V33H95V32H96V27L102 25L103 15H102ZM110 13H111V12H110ZM145 13H146V12H145ZM155 13H154V14H155ZM169 13H168V14H169ZM199 13H200V11H199ZM217 13H218V12H217ZM230 13H231V12H230ZM71 14H74V13L72 12ZM88 14H89V13H88ZM114 14H115V16H113L114 19H115L114 21H117L118 19L116 20V16H119V15H116V13H113V15H114ZM131 14H132V13H131ZM150 14H153V13H150ZM157 14H158V15H157ZM168 14H167V16H168ZM177 14H178V15H177ZM188 14H189V13H188ZM215 14H216V13H215ZM223 14H225V12H224ZM49 15H50V14H49ZM55 15H56V14H55ZM108 15H109V14H108ZM110 15H112V14H110ZM134 15H135V14H134ZM170 15H169V18L166 16V17L168 18V19H166V20L169 21V19H170V20L172 19ZM189 15H190V14H189ZM193 15H194V14H193ZM197 15H199V14H197ZM200 15H201V14H200ZM202 15H203V14H202ZM210 15H209V16H210ZM220 15H222V13H220ZM25 16H26V15H25ZM50 16H52V14H51ZM78 16H79V15H78ZM127 16H129V15H127ZM132 16H133V15H132ZM184 16H185V15L183 14V15L181 16V18H180V20L183 19V21H179V22H180L181 24H182V22H183V23L185 22V23L188 25L190 21H189V20L187 21V18L189 19V17H187V15H186L185 17H187V18H186V21H185V19H184L185 17H184ZM191 16H192V15H191ZM212 16H214V15H212ZM238 16H240V15H238ZM243 16H244V15H243ZM243 16L241 17L242 20L245 19V17H243ZM76 17H77V16H76ZM111 17H112V16H111ZM113 17H112V19H113ZM129 17H130V16H129ZM147 17H148V16H147ZM172 17H174V16H172ZM176 17H175V19L173 18L174 21L171 20L172 22H164V21H162V20H163V19H162V20H161L162 22H160V21L158 22V21H157V22H158L157 24H156L155 22H156V20H157L158 18H157V19L155 18V19H156L155 22H153L151 19H150V20L148 19L149 23H150V21H152L153 23L156 24L155 26H157V27H158V26H161L162 24L165 23V28H168V29L164 30V31H166V32H165V35H164L163 31H162V30H163L162 27H164V26H162L161 28H160V27L156 28V29L158 30L157 33H158V32L160 33L158 36H155V37H156L155 39L157 40V45H159L161 42H163V41L160 42V38L165 37V36L167 35V32H170V29H171V30H174V29H175L174 32L178 30L177 32L172 33V34H176V33H177V34H179V36L182 35V33L179 32V30H180V28H181V27H179V25H181V24L178 22L179 19L176 20V19H177ZM183 17H184V18H183ZM192 17H194V16H192ZM205 17H206V16H205ZM220 17H221V16H219V17H216V16H215V17H213V18H217V19H219ZM235 17H236V15H235ZM51 18H52V17H51ZM70 18H71V17H70ZM107 18H108V17H107ZM118 18H119V20H120L121 18H124V17H118ZM132 18H134V16H133ZM148 18H149V17H148ZM150 18H151V17H150ZM190 18H191V17H190ZM213 18H212V21L210 20V21H211V24L214 22V21H213V20H214ZM221 18H222V17H221ZM152 19H153V18H152ZM230 19L233 20V18H231V17H230ZM234 19H235V18H234ZM56 20H57V19H56ZM104 20H105V19H104ZM104 20H103V21H104ZM122 20H125V18L122 19ZM127 20H129V19H126V21H127ZM145 20H147V19L145 18ZM175 20H176V21H175ZM191 20H193V19L191 18ZM226 20H227L226 17H224V20H223V21L219 20V24H218V25H219V27H221V28H220L221 31H222V29H223V26H222V25H224L223 22L225 23ZM247 20H248V19H247ZM109 21H110V20H109ZM114 21H113V22H114ZM126 21H125V22H126ZM134 21H135V19H134ZM136 21H137V19H136ZM148 21H147V22H148ZM206 21H207V20H206ZM206 21H205V22H206ZM210 21H208V22H210ZM228 21H229V20H228ZM234 21H235V20H234ZM248 21H249V20H248ZM252 21H253V19H252ZM252 21H251V23H252ZM54 22H55V21H54ZM111 22H112V21H111ZM117 22H118V21H117ZM138 22H139V21H138ZM175 22H176V23H175ZM199 22H200V24H202V23H201V22H203L202 18H200V19H194L193 23H192V21L190 22V24H191V23H192V24L188 27V29L191 28V30L189 29V31H191V33L194 32V30H193L194 28H193V27L196 28V25H199V26H200ZM239 22H240V25H241V24H242L241 21L238 20V23H239ZM243 22H244V20H243ZM254 22H255V21H254ZM254 22H253V24H255V25H253V24H252V25L258 27V28H256V29L259 30V28H261L260 25L258 24V26H257V24L254 23ZM20 23H21V21H20ZM20 23H19V25H20ZM62 23H63V22H62ZM103 23H104V22H103ZM143 23H145V22H143ZM149 23H146V25H147V24L149 25ZM153 23H152V24L150 23V24H151L150 26L153 27ZM159 23H160V24L162 23V24L160 25ZM166 23H167L168 25H167ZM215 23H217V22H215ZM244 23H245V26H248V23H247L246 21H245ZM116 24H117V23H116ZM116 24H108V25L105 26V27H107L108 29H110V28H111V29H112V28L116 29L115 27H117V25H118V24H117V25H116ZM158 24H159V25H158ZM203 24H204V23H203ZM208 24H210V23H208ZM225 24H230V22H226ZM232 24H234V25H231V24L228 25V26H230V29H231V27H233L234 29L236 28V30H235L236 33H237L238 31H240V30L237 29V27H239L240 25L236 27L235 25H236L237 23L235 24V23H233V21H232ZM122 25H124V24H122ZM142 25H143V24H142ZM166 25H167V27H166ZM183 25H184V24H183ZM187 25H186V26H187ZM204 25H205V24H204ZM206 25H207V24H206ZM206 25H205V26H206ZM242 25L244 26V24H242ZM242 25H241V26H242ZM70 26H71V25H70ZM78 26H79V25H78ZM129 26H131V24H129ZM181 26H182V25H181ZM208 26H209V25H208ZM241 26H240L239 28H241V30H244V29H245V28H244L245 26L243 27V29H242ZM250 26H251V24L249 23V26H248L249 28H248V27H246V28H247V31H249V33H251V36L253 37V35H252L253 33H252V32H253V31L255 32V30H254L253 26H251L253 29L250 28ZM16 27H17V25H16ZM18 27H19V26H18ZM139 27H140V26H139ZM139 27H138V29H139ZM201 27H203V25H201ZM201 27H200V28H201ZM211 27H213V25H211ZM219 27H218V28H219ZM123 28H124V27H123ZM146 28H147V26H146ZM146 28H145V29H146ZM153 28H154V27H153ZM178 28H179V29H178ZM186 28H187V27H186ZM198 28H199V27H198ZM203 28H204V27H203ZM224 28H226V27H224ZM13 29H14V28H13ZM65 29H66V28H65ZM65 29H63V30H65ZM76 29H77V28H76ZM120 29H122V28H120ZM140 29H141V28H140ZM147 29H148V28H147ZM156 29L154 28V30H156ZM160 29H162V30L160 31ZM181 29H183V26H182ZM208 29H209V28L207 27L205 32H208L209 30H211V29H209V30H208ZM212 29H213V28H212ZM215 29H216V28H215ZM220 29H218V30H220ZM230 29L228 28V30H225V31H231ZM249 29H250V30L252 29L253 31L250 32ZM17 30H18V29H17ZM60 30H62V28H60ZM73 30H74V28H73ZM94 30H95V31H94ZM116 30L118 31L119 28L116 29ZM142 30H144V28H143ZM154 30H153V32H154ZM167 30H168V31H167ZM184 30H185L184 34H186L187 29L184 28ZM192 30H193V31H192ZM204 30H205V29H204ZM207 30H208V31H207ZM223 30H224V29H223ZM237 30H238V31H237ZM245 30H246V29H245ZM261 30L263 31L262 28H261ZM83 31H82V32H83ZM103 31H104V30H103ZM117 31H116V32H117ZM180 31H182V30H180ZM221 31H220V34H219V31H218V34H219V36H220V39H221V36H222V39H223V36L226 37V35H227L228 33L225 32V33H226L225 35H223V34L221 35V33H222ZM235 31H234V32H235ZM110 32H111V31H110ZM142 32H143V31H142ZM149 32H150V29H149L148 33H149ZM161 32H162V33H161ZM178 32H179V33H178ZM182 32H183V31H182ZM201 32H203V31H201ZM210 32H211V31H210ZM213 32L215 33L216 31H213ZM223 32H224V31H223ZM231 32H232V31H231ZM240 32H242V31H240ZM257 32H258V31H257ZM27 33H28V31H27ZM39 33H40V32H39ZM53 33H54V32H53ZM56 33H58V31H57ZM67 33H68V32H67ZM71 33H72V32H71ZM83 33H84V32H83ZM106 33H107V31H106ZM113 33H114V31H113ZM113 33L110 34V36L113 35ZM136 33H137V32H136ZM138 33H139V31H138ZM146 33H147V31H146ZM146 33H145V34H146ZM155 33H156V31H155ZM155 33H154V34H155ZM180 33H181V34H180ZM188 33H189V32H187V34H188ZM191 33H190V34H191ZM246 33H248V32H245V35H246ZM68 34H69V33H68ZM68 34H67V35H68ZM74 34H75V31H74ZM107 34H108V33H107ZM116 34H117V33H116ZM143 34H144V33H143ZM143 34H142V35H143ZM177 34H176V35H177ZM230 34H231V33H230ZM242 34H243V33L239 34V37H242V36H243ZM255 34L257 35L256 32H255ZM263 34H264V33H263ZM12 35H13V34H12ZM104 35H106V34H104ZM142 35H141V36H142ZM155 35H157V34H155ZM168 35H169V34H168ZM193 35H194V34H193ZM209 35H210V33H209ZM234 35H235V34H234ZM237 35H238V34H237ZM256 35H255V36H256ZM258 35L260 36L259 33H258ZM258 35H257V36H258ZM68 36H69V35H68ZM73 36H74V35H73ZM80 36H82V35H80ZM117 36H119V37H118V40H119L118 42H119V43L117 42L118 45H116L117 47L113 48L112 50H107V51H106L107 53H106L105 55L103 54L104 56H108V58H113V57L115 56L114 54H115V52H117V50H119L120 48L123 49V48H125L126 46H128V45L124 46L125 42L129 39L128 34H125V33H124V34L122 35V34H119V33H118ZM132 36H133V35H132ZM171 36H172V35H171ZM183 36H184V35H182L181 38H183ZM190 36H191V38L193 37L192 34H191ZM199 36H200L199 34H198V36L196 35L197 38H201V42H199L200 39H197V42L200 43V44L197 43V46L200 45V46L202 47V46H203V44H202L203 41H202V40H204L205 38L203 39L202 36H200V37H199ZM203 36H204V35H203ZM205 36H207V35H205ZM52 37H53V36H52ZM65 37H66V36H65ZM71 37H72V36H71ZM71 37H70V38H71ZM75 37H76V36H75ZM75 37H74V38H75ZM104 37H106V36H104ZM166 37H167V36H166ZM177 37H178V36H177ZM177 37H176V38H177ZM225 37H224V38H225ZM227 37H228V35H227ZM231 37H232V36H231ZM233 37H235V36H233ZM237 37H238V36H237ZM237 37H235V38H237ZM261 37H262V36H261ZM30 38H31V37H30ZM60 38H61V37H60ZM68 38H69V37H68ZM68 38L66 37L65 39H68ZM133 38H134V37H133ZM206 38H208V37H206ZM235 38H233V40H234ZM255 38H256V37H255ZM62 39H63V38H62ZM97 39L99 40V38H97ZM209 39H210V38H209ZM209 39H208L207 41H206V40H205V41L209 43ZM242 39H243V38H242ZM242 39L238 40V42H237L235 45L233 44V46H234V47L237 46V44H238ZM40 40H41V39H40ZM70 40H72V38H71ZM105 40H106V38H105ZM180 40H181V41L185 40V36H184V39H183V40H182V39H180ZM187 40H188V38H187ZM189 40H190V39H189ZM191 40H193V42L195 41V39H191ZM191 40H190V41H191ZM211 40H212V39H211ZM213 40H214L215 44H217V43H218L217 40H219V38H217V37L215 38V37H214ZM224 40H225V39H223V41H224ZM253 40H254V39H253ZM53 41H54V39H53ZM55 41H56V38H55ZM64 41H67V40H64ZM64 41L61 40V42H60V40H59L58 42L61 43V44H59V46H60V45H64V46H65V44H67V43H62V42H64ZM68 41H69V40H68ZM220 41H221V45L218 44L219 46L217 47V49L221 47L220 49L222 50V47H223L222 45H223V43L226 42L227 40H225L224 42H222V40H220ZM220 41H219V42H220ZM234 41H235V40H234ZM34 42H35V41H34ZM115 42H116V41H115ZM211 42H212V41H211ZM211 42H210V44H211ZM214 42H213V43H214ZM229 42L232 43L231 38H230V41H229ZM235 42H236V41H235ZM35 43H36V42H35ZM56 43H57V42H55V44H56ZM69 43H72V42H69ZM69 43H68V44H69ZM98 43H99V42H98ZM132 43H133V42H132ZM137 43H138V42H137ZM155 43H156V42H155ZM182 43H183V42H182ZM182 43H181V45L183 46L184 44H182ZM188 43H189V45H190V42H188ZM188 43H187V44H188ZM204 43H205V42H204ZM208 43H207V45H208ZM213 43H212V44H213ZM52 44H53V43H52ZM94 44H95V43H94ZM187 44H186V47H187ZM192 44H193V43H192V41H191V45H192ZM205 44H206V43H205ZM226 44H230V43H226ZM257 44H259V43H257ZM35 45H36V44H35ZM82 45H83V46H82ZM114 45H115V44H114ZM134 45H136V44L134 43ZM157 45H155V46H157ZM160 45H162V44H160ZM191 45H190V47H191L192 49H193V48L195 49V47H196V46L194 47L195 44L193 45V47H192ZM207 45H206V48L208 47ZM54 46H55V45H54ZM56 46H57V44H56ZM64 46H63V47H64ZM94 46H95V45H94ZM200 46H199V47H200ZM227 46H229V45H227ZM230 46H231V44H230ZM238 46H239V45H238ZM238 46H237V47H238ZM61 47H62V46H61ZM113 47H114V46H113ZM190 47H188V48H190ZM225 47H226V46H225ZM234 47H232V48H234ZM244 47H245V46L242 47L241 52L244 50ZM25 48H26V47H25ZM59 48H60V47H59ZM156 48H157V47H156ZM178 48H179V46H178ZM196 48H197V50L199 49L198 47H196ZM238 48H239V47H238ZM18 49H19V48H18ZM18 49H17V50H18ZM60 49H61V48H60ZM60 49H59V50H60ZM65 49H66V46H65ZM157 49H158V48H157ZM180 49H181V48H180ZM182 49H183V48H182ZM186 49H187V48H186ZM192 49H191V53H192V52L196 53L197 50H196V51H194V50L192 51ZM214 49H215V48H214ZM229 49H230V48H229ZM235 49H236V50H239V49H237V48H235ZM235 49H234V51H235ZM31 50H32V49H31ZM31 50H30V51H31ZM36 50H37V49H36ZM45 50H46V49H45ZM49 50H50V49H49ZM67 50H68V49H67ZM67 50H66V51H67ZM72 50H73V49H72ZM115 50H116V51H115ZM199 50H200V49H199ZM56 51H57V50H56ZM93 51H94V50H93ZM102 51H104V50H102ZM123 51H124V52H122V53H124L126 56H127V54H131V53H130V50H129V51H128V50H123ZM159 51H160V49H159ZM182 51H183V50H182ZM4 52H5V51H4ZM16 52H17V51H16ZM37 52H38V50H37ZM96 52H97V51H96ZM156 52H157V51H156ZM171 52H172V51H171ZM175 52H176V49H175ZM197 52H198V51H197ZM212 52H213L212 54H214L215 51L212 50ZM235 52H236V51H235ZM238 52H239V51H238ZM26 53H27V52H26ZM33 53H34V55H36L35 52H33ZM70 53H71V52H70ZM70 53H69V54H70ZM120 53H121V51H120ZM186 53H187V51H186ZM218 53H219V52H218ZM220 53H222V52H220ZM262 53H263V52L261 51V54H262ZM63 54H64V53H63ZM117 54H118V53H117ZM143 54H144V53H143ZM154 54H157V53H154ZM154 54H153V56H151V53H150V56H149V54H148V56H146V55L143 56L142 59H141V62H143V63L153 62V63H155V64L152 65V68H153L154 70H155V69L157 70V68H156L157 65H163V64H164L163 67H165V62H170V60H171V59L169 58V57H171V56H169L168 53L165 54L164 52L160 51V53H158L156 56H154ZM179 54H181V53H179ZM187 54H188V53H187ZM187 54H185L186 57L189 56V54H190V50H189V54H188V55H187ZM204 54H205V55H208V53H207V54L204 53ZM204 54H203V55H204ZM215 54H216V52H215ZM223 54H224V51H223ZM236 54H237V53H236ZM23 55H24V54H23ZM39 55H40V54H39ZM43 55H44V54H43ZM98 55H99V54H98ZM194 55H195V54H194ZM194 55H193V53H192V55H190V57L192 58V57H194ZM216 55H217V54H216ZM216 55H215V58L218 59ZM220 55H221V54H220ZM232 55H233V52H232ZM36 56H37V55H36ZM36 56L34 57V59L36 58ZM104 56H103V59H99L96 55L93 54V59L95 60V63H96V62L99 63L100 60H101V61H102V60L106 61V60L108 59V58L104 59ZM116 56H117V55H116ZM141 56H142V55H141ZM141 56H140V57H141ZM180 56H181V58H182L184 55H183V56L180 55ZM242 56H245V55H242ZM242 56H240V58H241ZM18 57H19V56H18ZM20 57H21V56H20ZM67 57H68V56H67ZM70 57H71V56H70ZM122 57H123V56H122ZM186 57H185V58H186ZM211 57H212V59H213V56H211V53H210L209 61H210V58H211ZM218 57H219V55H218ZM234 57H235V56H234ZM258 57H259V56H258ZM125 58H126V57H125ZM172 58H173V57H172ZM176 58H177V57H176ZM197 58H198V57H197ZM204 58L206 59L205 61L208 60V59H207L208 56H207V57L204 56ZM235 58H236V57H235ZM14 59H15V57H14ZM20 59H21V58H19V60H20ZM34 59H33L32 61H34ZM40 59H41V58H40ZM50 59H52V56H50ZM89 59H90V58H89ZM89 59H88V60H89ZM114 59H115V58H114ZM132 59H135V54L132 55ZM186 59H188V58H186ZM212 59H211V60H212ZM216 59H215V60H216ZM226 59H227V58H226ZM237 59L240 60L239 58H236V61H237ZM263 59H264V58H263ZM15 60H16V59H15ZM23 60H24V59H23ZM43 60H44V59H43ZM63 60H64V59H63ZM66 60H67V59H66ZM122 60H123V59H122ZM126 60H127V59H126ZM182 60H183V59H182ZM184 60H185V59H184ZM6 61H7V60H6ZM10 61H11V60H10ZM16 61H17V60H16ZM32 61H30V63H31ZM185 61H186V60H185ZM205 61H204V62H205ZM212 61H213V60H212ZM212 61H210V63L207 64V65H209V66L211 67V66L214 64ZM218 61H220V59H218ZM229 61H231V59H230ZM236 61H234V63H236ZM35 62H36V61H35ZM112 62H113V61H112ZM138 62H139V60H138ZM223 62H224V61L221 60V63H223ZM232 62H233V61H232ZM237 62H238V61H237ZM0 63H4V60H3L2 58H0ZM18 63H19V62H18ZM30 63H29V66H30ZM33 63H34V62H33ZM63 63L65 64L66 61L63 62ZM100 63H101V62H100ZM100 63H99V64H100ZM170 63H171V62H170ZM185 63H186V62H185ZM205 63H206V62H205ZM205 63H204V65H205ZM207 63H208V62H207ZM211 63H212V65H211ZM215 63H216V62H215ZM221 63H217L218 66H219ZM107 64H108V62H107ZM112 64H113V63H112ZM112 64H110V65H112ZM123 64H125V63H123ZM135 64H136V63H135ZM141 64H142V63H141ZM176 64H177V63H176ZM183 64H184V63H183ZM223 64H224V63H223ZM225 64H226V62H225ZM238 64H239V62H238ZM17 65H18V64H17ZM20 65H21V64H20ZM22 65H23V64H22ZM33 65H35V64H33ZM62 65H63V64H62ZM127 65H128V63L126 64V68H127ZM169 65H170V64H169ZM188 65H189V64H188ZM231 65H232V64H231ZM86 66H88V67H87L88 69H87V68H84V67H86ZM118 66H119V65H118ZM118 66H117V67H118ZM135 66H136V65H135ZM149 66H150V65H149ZM185 66H186V65H185ZM185 66H183V67H185ZM216 66H217V65H216ZM216 66H215V67H216ZM220 66L222 67V64H221ZM220 66H219V69H217V72H219V70L221 69ZM227 66H229V65L227 64ZM16 67H18V66H16ZM16 67H15V68H16ZM30 67H31V66H30ZM36 67H37V66H36ZM43 67H45V66H43ZM96 67H97V66H96ZM117 67H115V69H117ZM210 67H209V68H210ZM215 67H213V68H215ZM223 67H224V65H223ZM232 67H233V66H232ZM234 67H235V66H234ZM39 68H40V67H39ZM118 68H119V67H118ZM124 68H125V65H124ZM126 68H125L126 72H127V70H128L129 73H130V75H132V74L135 73V68L133 67V63L130 65V67H128L127 69H126ZM145 68H146V65H145ZM148 68H149V67H148ZM169 68H170V67H169ZM186 68H187V67H186ZM211 68H212V67H211ZM216 68H217V67H216ZM27 69H28L27 66H22V67H21V70H22L23 72H26ZM43 69H44V68H43ZM52 69H53V68H52ZM85 69H87V70H85ZM115 69H114V70H115ZM163 69H164V68H163ZM15 70H16V69H15ZM15 70H14V71H15ZM28 70H30V69H28ZM121 70H122V68L120 69V71H121ZM123 70H124V69H123ZM206 70H209V69H206ZM210 70H211V69H210ZM210 70H209V72H210ZM213 70L215 71V69H213ZM213 70H212V71H213ZM30 71H31V70H30ZM37 71H38V70H37ZM47 71H48V70H47ZM91 71H93V68H92ZM148 71H149V69H148ZM176 71H177V70H176ZM204 71H205V69H204ZM204 71H203V72H204ZM212 71H211V72H212ZM214 71L212 72V75L215 73ZM220 71H221V73L223 72L222 69H221ZM38 72H39V71H38ZM53 72H54V74H53ZM60 72H62V71H60ZM116 72H117V71L114 72L113 69L111 70L110 68H108L106 64H104V65L100 68V71H99L100 76H101V79L105 81L104 83H105L106 85H110V87H108V92H109V95H110V100L113 99V100L116 101V103H117V102H120V103H122V102H123V103H126V102L128 101V100H127V97H129V96H131V95H133V97H136L137 95H139L140 92H143L144 94H147V92L149 91V90H148L149 87L147 88V85H145L147 82H145V83L143 82L144 85H140V86H141L140 90H139V89H137V90H132V89H130V86H128V85H126V86H121V87L118 86V85H116L115 80H116L117 75L114 74V73H116ZM121 72H122V71H121ZM141 72H142V71H141ZM149 72H150V71H149ZM227 72H228V71H227ZM39 73H40V72H39ZM190 73H191V71H190ZM192 73H193V72H192ZM206 73H207V72H206ZM12 74H13V72H12ZM14 74H15V73H14ZM27 74H28V73H27ZM120 74H121V73H120ZM126 74H127V73H126ZM163 74H164V73H163ZM175 74H176V73H175ZM194 74H195V73H194ZM198 74H199V73H198ZM222 74H223V73H222ZM222 74H221V75H222ZM24 75H26V74H24ZM28 75H29V74H28ZM39 75H40V74H39ZM84 75H85V74H84ZM84 75H83V76H84ZM98 75H99V74H98ZM124 75H125V73H124ZM156 75H157V74H156ZM177 75H178V74H177ZM179 75H180V73H179ZM187 75H188V74H187ZM224 75H225V74H224ZM13 76H14V75H13ZM81 76H82V75H81ZM83 76H82V77H83ZM146 76H147V74H146ZM154 76H155V75H154ZM157 76H159V75H157ZM157 76H156V77H157ZM164 76H165V75H164ZM170 76H171V75H170ZM194 76H195V75H194ZM201 76H202V75H201ZM20 77H21V75H20ZM30 77H32V76H30ZM39 77H40V76H39ZM135 77H136V76H135ZM135 77H133V78H135ZM143 77H144V79L147 78V77H145V76H143ZM186 77H187V76H186ZM218 77H220V76H218ZM218 77H216V78H218ZM22 78H23V77H22ZM27 78H28V77H27ZM85 78H87L86 75H85ZM139 78H140V76H139ZM151 78H152V77H151ZM201 78H203V77H201ZM224 78H225V76H224ZM81 79H82V78H81ZM136 79H137V77H136ZM175 79H176V78H175ZM178 79H179V78H178ZM193 79H194V78H193ZM221 79H222V78H221ZM227 79H228V78H227ZM227 79H226V80H227ZM234 79H235V78H234ZM13 80H14V79H13ZM19 80H20V79H19ZM25 80H26V79H25ZM36 80H37V79H36ZM151 80H152V79H151ZM144 81H145V80H144ZM147 81H149V80H147ZM26 82H27V80H26ZM128 82H129V81H128ZM128 82H127V83H128ZM177 82H179V81H177ZM227 82H228V81H227ZM23 83H24V82H23ZM27 83H28V82H27ZM33 83H34V82H33ZM88 83H89V82H88ZM88 83H87V84H88ZM90 83H91V81H90ZM90 83H89V84H90ZM148 83H149V82H148ZM166 83H167V81H166ZM179 83H180V82H179ZM199 83H201V82H199ZM231 83H232V82H231ZM80 84H81V83H80ZM87 84H86V87H87ZM193 84H195V83L193 82ZM24 85H25V84H24ZM74 85H75V83H74ZM84 85H85V83H84ZM158 85H159V84H158ZM163 85H164V81H163ZM28 86H29V84H28ZM55 86H56V85H55ZM81 86H82V84H81ZM98 86H100V85H98ZM150 86H151V85H150ZM160 86H162V85H160ZM184 86H185V85H184ZM194 86H195V88L197 87L196 85H194ZM198 86H199V84H198ZM225 86H226V85H225ZM227 86H228V85H227ZM26 87H27V86H26ZM84 87H85V86H84ZM84 87H83V88H84ZM88 87H89V86H88ZM88 87H87V88H88ZM135 87H136V86H135ZM188 87H189V86H188ZM228 87H229V86H228ZM23 88H24V87H23ZM99 88H100V87H99ZM105 88H106V87H105ZM136 88H137V87H136ZM167 88H168V85H167V87L165 86V89H167ZM185 88H186V87H185ZM212 88H213V87H212ZM231 88H232V87H231ZM67 89H68V88H67ZM100 89H103V87L100 88ZM155 89H156V88H155ZM160 89H161V88H160ZM227 89H228V88H227ZM241 89H242V91L244 90L242 87H241ZM54 90H55V89H54ZM171 90H172V89H171ZM178 90H179V88H178ZM205 90H208V89H205ZM225 90H226V89H225ZM229 90H230V89H229ZM232 90H233V89H232ZM45 91H46V90H45ZM157 91H158V90H157ZM166 91H168V90H166ZM166 91H165V92H166ZM175 91H177L176 88H175ZM215 91H216V90H214V92H215ZM43 92H44V91H43ZM79 92H80V91H79ZM106 92H107V91H106ZM190 92H191V91H190ZM208 92H209V91H208ZM208 92L206 91V94H209V93H210V92H209V93H208ZM244 92H246V91L244 90ZM40 93H41V92H40ZM47 93H48V92H47ZM52 93H53V92H52ZM157 93H158V92H157ZM211 93H212V92H211ZM223 93L226 94L225 91H223L222 94H223ZM237 93H238V92H237ZM241 93H242V92H241ZM248 93L251 94L250 92H248ZM42 94H43V93H42ZM107 94H108V93H107ZM134 94H136V95H134ZM140 94H141V93H140ZM164 94H166V93H163V97L166 98V97H165L166 95H164ZM198 94H199V93H198ZM206 94H205V95H206ZM224 94H223V95H224ZM257 94H258V93H257ZM259 94H260V93H259ZM109 95H108V97H109ZM153 95H154V94H153ZM178 95H179V94H178ZM205 95H204V97H207V96H208V95H206V96H205ZM209 95H210V94H209ZM231 95H233L232 92H231ZM231 95H230V96H231ZM237 95H238V94H237ZM210 96H211V95H210ZM210 96H209V97H210ZM131 97H132V96H131ZM223 97H224V96H223ZM226 97H227V96H226ZM251 97H253V96H251ZM251 97H250V100H251ZM18 98H19V96H18ZM81 98H82V97H81ZM140 98H141V97H140ZM147 98H148V97H147ZM152 98H153V97H152ZM19 99H20V98H19ZM134 99H135V98H134ZM136 99H137V97H136ZM156 99H158V98L156 97ZM200 99L202 100V97H201ZM205 99H206V98H205ZM248 99H249V98H248ZM92 100H93V99H92ZM107 100H109V99H107ZM160 100H162V99H160ZM201 100H200V101H201ZM203 100H204V98H203ZM206 100H207V102H208V98H207ZM206 100H204V101H206ZM211 100H212V99H211ZM226 100H227V99H226ZM244 100H245V99H244ZM77 101H78V99H77ZM93 101H94V100H93ZM121 101H122V102H121ZM131 101H132V98H131ZM131 101H130V102H131ZM136 101H137V100H135V104H136ZM138 101H140V100H138ZM138 101H137V102H138ZM166 101H167V100H166ZM228 101H229V100H228ZM230 101H231V100H230ZM234 101H235V100H234ZM246 101H247V100H246ZM29 102H30V101H29ZM53 102H54V101H53ZM53 102H52L51 104H53ZM133 102H134V101H133ZM160 102H161V101H160ZM164 102H165V101H164ZM175 102H176V101H175ZM211 102H213V101H211ZM211 102H210V103H211ZM214 102H215V101H214ZM214 102H213L212 104H214ZM220 102H221V101H220ZM248 102H249V101H248ZM113 103H114V102H113ZM141 103H142V102H141ZM141 103H140V104H141ZM203 103H204V102H203ZM233 103H234V102H233ZM233 103H232L231 105H233ZM252 103H253V101H252ZM29 104H31V102H30ZM106 104H107V103H106ZM109 104L111 105L110 101H108V106H109ZM140 104H139V105H140ZM145 104H146V103H145ZM162 104H163V103H162ZM216 104H217V102H216ZM249 104H250V103H249ZM113 105H115V104H113ZM132 105H133V104H132ZM136 105H137V104H136ZM139 105H138V106H139ZM141 105H142V104H141ZM141 105H140V106H141ZM163 105H164V104H163ZM163 105H162V106H163ZM197 105H198V103H197ZM202 105H203V104H202ZM202 105H201V106H202ZM231 105H230V106H231ZM234 105H237V104H234ZM31 106H32V105H31ZM55 106H56V103H55ZM71 106H72V105H71ZM123 106H124V105H123ZM134 106H135V105H134ZM160 106H161V105H160ZM237 106H238V105H237ZM250 106H252V105L250 104ZM34 107H35V106H34ZM56 107H57V106H56ZM66 107H68V106H66ZM111 107H112V106H111ZM116 107H117V104H116ZM132 107H133V106H132ZM135 107H136V106H135ZM135 107H133V108H135ZM163 107H164V106H163ZM196 107H197V106H196ZM205 107H206V106H205ZM205 107H204V108H205ZM114 108H115V107H114ZM117 108H118V107H117ZM136 108H137V107H136ZM143 108H144V107H143ZM154 108H156V106H155ZM172 108H173V106H172ZM177 108H178V106H177ZM211 108H212V107H211ZM20 109H21V108H20ZM54 109H55V108H54ZM54 109H53V110H54ZM115 109H116V108H115ZM120 109H122V108H120ZM157 109H158V108H157ZM178 109H179V108H178ZM234 109H236V108L234 107ZM85 110H86V109H85ZM118 110H119V109H117V111H118ZM146 110H147V109H146ZM158 110H159V109H158ZM161 110H163V109H161ZM180 110H181V109H180ZM193 110L195 111V109H193ZM200 110H201V107H200ZM236 110H237V109H236ZM31 111H32V110H31ZM114 111L116 112V110H114ZM231 111H232V110H231ZM231 111H229V112H231ZM243 111H244V110H243ZM243 111H239V109H238V112H243ZM32 112H33V111H32ZM38 112H39V111H38ZM78 112H79V111H78ZM78 112H76V113H78ZM93 112H94V111H93ZM118 112H121V111H118ZM136 112H137V111H136ZM149 112H150V111H149ZM176 112H177V111H176ZM200 112H201V111H200ZM202 112H203V111H202ZM202 112H201V114H203ZM234 112H235V111H234ZM41 113H42V112H41ZM41 113H40V114H41ZM64 113H65V112H64ZM85 113L87 114L86 111H85ZM150 113H151V112H150ZM161 113H162V112H161ZM165 113H166V112H165ZM60 114H61V113H60ZM120 114H121V113H120ZM228 114H229V113H228ZM232 114H233V112H232ZM32 115H33V114H32ZM61 115H62V114H61ZM70 115H71V114H70ZM74 115H75V114H74ZM89 115H92V114H89ZM94 115H95V114H94ZM94 115L90 116V118H91V117H94V119H95V116H94ZM97 115H98V114H97ZM150 115H151V114H150ZM164 115H165V114H164ZM181 115H182V114H181ZM181 115H179V118H180ZM189 115H190V114H188L187 117H188ZM27 116H29V115H27ZM37 116H38V115H37ZM48 116H49V115H48ZM56 116H58V115H56ZM62 116H63V115H62ZM76 116H78V114H76ZM76 116H75V118H76ZM79 116H80V115H79ZM79 116H78V118L75 119L77 122L74 121L73 124H70V125L68 126V127H69V130H67V131L72 132V133H75V132H78L77 130L80 129V128L83 126V121H84V120H83V121L81 120L82 115H81V117H79ZM87 116H88V114H87ZM87 116H86V117H87ZM122 116H123V115H122ZM154 116H155V115H154ZM162 116H163V114H162ZM166 116L168 117V115H167V114L165 115V119L167 118ZM176 116H177V115H176ZM184 116H185V115H182V117H184ZM204 116H205V115H204ZM228 116L232 119V116H230V115H228ZM9 117H10V116H9ZM58 117H59V116H58ZM58 117H56V118H58ZM71 117H72V115H71ZM71 117H70V118H71ZM86 117H85V114H84V118H85L86 120H87V118H88V120L90 119L89 117H87V118H86ZM99 117H100V116H99ZM107 117H108V116H107ZM118 117H119V116H118ZM120 117H121V116H120ZM120 117H119V118H120ZM124 117L126 118L125 120L123 119L124 121L120 118L122 122H126V120H127V117H126L125 115L123 116V118H124ZM139 117H140V116H139ZM174 117H175V116H174ZM187 117L185 116L184 118L187 119ZM191 117H192V115H191ZM195 117H196V116H195ZM229 117H228V118H229ZM234 117H235V116H234ZM242 117H243V116H242ZM246 117H247V116L243 117L242 119L245 118V121L247 122V120H248L249 118L247 117V118H248V119H247ZM6 118H7V117H6ZM10 118H11V117H10ZM12 118H13V117H12ZM70 118H69V119H70ZM100 118H102V117H100ZM119 118H118V119H119ZM132 118H133V117H132ZM146 118H147V117H146ZM176 118H177V117H176ZM193 118H194V117H193ZM196 118H197V117H196ZM215 118L217 119V116H215ZM219 118H220V117H219ZM230 118H229V119H230ZM24 119H25V117H24ZM49 119H50V118H49ZM51 119H52V118H51ZM51 119H50V120H51ZM54 119H55V117H54ZM69 119H67V120L69 121ZM92 119H93V118H91V122H90V123L93 124V127H94V124H96V123H95L96 121L93 122ZM96 119H97V118H96ZM102 119H105V117L102 118ZM107 119H108V118H106L105 120H107ZM114 119L116 120L117 118H114ZM118 119H117V120H118ZM149 119L152 120V118H149ZM153 119H154V118H153ZM160 119H161V117H160ZM160 119H159V120H160ZM162 119H164V117H163ZM169 119H170V118H169ZM180 119H181V118H180ZM180 119H178V123H179V121H181V122H182V125H183V122H184V121H182V120H180ZM216 119H215V121H216ZM225 119H227V118H225ZM229 119L227 120V121H228V124H227V125H226V124L224 125V123H226V122H223V125H222L223 128H224L225 126L227 127L228 125L230 126L229 122H231V119H230V120H229ZM8 120H9V119H8ZM8 120H1V121H0V125H1L0 127H2V125H3L4 127H5V126L7 127V126H9V125L11 124L12 127H13V130L15 129L14 126L17 127L16 129H18V128L25 129V128L20 127V126H24V125H23V124H24L23 119H22V121H15V120H14V122H11V123H9ZM10 120H11V119H10ZM52 120H53V119H52ZM55 120H56V119H55ZM60 120H61V119H60ZM71 120H72V119H70V121H71ZM86 120H85V121H86ZM100 120H101V119H100ZM108 120H109V119H108ZM115 120H114V121H115ZM117 120H116L115 124H117V122L119 121V120H118V121H117ZM209 120H210V119H208V121H209ZM232 120H233V119H232ZM234 120H235V119H234ZM234 120H233V122H235ZM240 120H241V119H240ZM11 121H13V120H11ZM25 121H26V120H25ZM27 121H28V120H27ZM27 121H26V122H27ZM48 121H49V120H48ZM56 121H57V120H56ZM58 121H59V120H58ZM68 121H67V122H68ZM89 121H90V120H89ZM89 121H88V122H89ZM97 121H98V120H97ZM102 121H103V120H102ZM111 121L113 122V118H112L109 122L111 123ZM127 121H128L129 124H131L130 121H129V119H128ZM162 121H163V120H162ZM167 121H168V120H167ZM167 121H165V122L167 123ZM194 121H196V120H194ZM212 121H213V119L211 118V121H210V122H212ZM215 121H213L212 123H214ZM219 121H220L219 123L222 124V120H221V118H220ZM243 121H244V120H243ZM243 121L241 120L242 123H243ZM245 121H244V122H245ZM248 121H249V120H248ZM32 122H33V121H32ZM32 122H31V123H32ZM36 122H37V121H36ZM46 122H47V121H46ZM50 122H51V121H50ZM50 122H49V123H50ZM67 122L65 123V121H63V123H65L66 125H67ZM92 122H93V123H92ZM104 122H105V121H104ZM107 122H108V121H107ZM107 122H106V123H107ZM109 122H108V123H109ZM122 122H121V123H122ZM170 122H172V120H171ZM181 122H180V123H181ZM205 122H206V121H205ZM205 122H203V123L205 124ZM251 122H252V119H251V121H250L249 123L251 124ZM31 123L29 122V124H31ZM33 123H34V122H33ZM59 123H60V121H59ZM69 123H70V122H69ZM71 123H72V122H71ZM84 123H86V122H84ZM99 123H100V122H99ZM101 123L103 124V122H101ZM106 123H104V126H105ZM113 123H114V122H113ZM128 123H127V124H128ZM148 123H149V122H148ZM160 123H161V122H160ZM178 123H177V124H178ZM191 123H192V122H191ZM200 123H202V122L200 121ZM219 123H218V121H217V124H215L214 127H215L216 125H217L216 127H218V126H219V125H218ZM236 123H237V122H236ZM242 123H241V124H242ZM249 123H248V124H249ZM261 123H262V122H261ZM44 124H46V123H44ZM44 124H43V125H44ZM51 124H52V123H51ZM55 124H56V123H55ZM102 124H99V125H102ZM127 124H126V125H127ZM132 124H133V123H132ZM132 124H131V125H132ZM167 124H168L167 126H171V125H169V123H167ZM174 124H176V123H174ZM174 124H173V125H174ZM185 124L188 125V126H190V122L187 123V121H186ZM210 124H211V123H210ZM221 124H220V126H219L220 129L222 128V127H221ZM232 124H233V123H232ZM234 124H235V123H234ZM245 124H246V123H244L243 125H245ZM36 125H37V123H36ZM36 125L34 126L35 128H37ZM52 125H53V124H52ZM52 125H50V126H52ZM59 125H60V124H59ZM87 125L90 126V124H87ZM96 125H97V124H96ZM106 125H107V124H106ZM119 125H120V124H119ZM124 125H125V123H124ZM135 125H136V123H135ZM137 125H138V123H137ZM146 125H147V123H146ZM161 125H162V123H161ZM161 125H159V126L161 127V130H160V131L156 129L157 131H159V135H160V132H162V131H166V127H165L164 130L162 129V128L164 127L165 124H163L162 126H161ZM178 125H180V124H178ZM193 125L195 126L196 124H192L191 126L193 127ZM197 125H199V124H197ZM211 125H213V124H211ZM262 125H263V124H262ZM25 126H26V125H25ZM45 126H46V125H45ZM53 126H54V125H53ZM57 126H58V124H57ZM60 126H61V125H60ZM63 126H65V125L63 124ZM102 126H103V125H102ZM102 126H101V127H102ZM104 126H103V127H104ZM107 126H108V125H107ZM111 126H115V125H111ZM111 126H110V124H109L108 127L110 128ZM117 126H118V125H117ZM121 126H122V125H120V126H118V127H121ZM133 126H134V125H133ZM174 126H176V125H174ZM202 126H203V125H202ZM250 126H251V125H250ZM6 127H5L6 130H5V129H3V130L7 131V128H6ZM10 127H11V126H9L8 131H9V130H10V131L12 130V127H11V128H10ZM48 127H49V126H48ZM58 127H59V126H58ZM61 127H62V126H61ZM65 127H66V126H65ZM85 127L87 128V126H83L84 129H85ZM108 127L106 128V126H105L106 129H108ZM122 127H124V126H122ZM122 127H121L120 129H122ZM139 127H140V126H138L137 128H139ZM192 127H191V128H192ZM231 127H232V126H231ZM243 127H244V126H243ZM247 127H248V126H247ZM247 127H245V129H246ZM32 128H33V127H32ZM51 128H52V127H51ZM51 128H49V129H51ZM55 128H56V127H55ZM83 128H82V129H83ZM98 128H99V127H98ZM105 128H104V129H105ZM134 128H136V127L134 126L131 130L128 129L129 132L126 133V134H128V136H127V137L125 136L126 139L123 138L124 140H126L124 144H125V146H126L127 148H130V147L133 146V145L137 146V144H135V141H136V138H137V132L135 131ZM140 128L143 129L142 126H141ZM155 128H157V127H155ZM167 128H169V127H167ZM172 128H173V126H172ZM178 128H179V127H178ZM186 128H187V127H186ZM189 128H190V127H189ZM189 128H187V129H189ZM223 128H222L221 130L218 129V130H219V134H220V131L223 130V132H224V129H227L228 127H227V128H224V129H223ZM30 129H31V128H30ZM46 129H47V128H46ZM49 129H48V130H49ZM60 129H61V128H60ZM67 129H68V128H67ZM104 129H103V128H101V129L99 128V132H102V133H100V134H101V137L103 136L102 134H103L104 132H103V131H100V130H104ZM111 129H112V127H111ZM114 129H115V128H114ZM116 129H117V127H116ZM116 129H115L114 131H116ZM124 129H125V128H124ZM153 129H154V128H153ZM158 129H159V127H158ZM173 129H174V128H173ZM192 129H193V128H192ZM196 129H197V128H196ZM196 129H195V131H196ZM210 129H211V128H210ZM248 129H249V128H248ZM248 129H247V130H248ZM26 130L28 131V127H27ZM34 130H36V129H34ZM34 130H33V131H34ZM48 130H46V131H48ZM52 130H53V131L50 130L49 133H50V132L53 133V132L55 131L54 128H53ZM56 130H57V129H56ZM108 130H109V129H108ZM108 130H107V133H109ZM144 130H145L144 132L147 134L149 129H148L147 131H146V129H144ZM150 130L152 131V129H150ZM150 130H149V131H150ZM154 130H155V129H154ZM168 130L170 131V129H168ZM176 130H177V129H176ZM180 130H182V128H181ZM190 130H191V129H190ZM190 130H188V131H190ZM197 130H198V129H197ZM199 130H200V129H199ZM199 130H198V131H199ZM215 130H217V129H215ZM227 130H228V129H227ZM227 130H226V131H227ZM18 131H23V130H19V129H18ZM61 131H62V129H61ZM61 131H60V132H61ZM65 131H66V130H65ZM67 131H66V132H67ZM92 131H93V130H92ZM97 131H98V130H97ZM104 131H105V130H104ZM109 131H110V130H109ZM111 131H112V130H111ZM121 131H122V130H121ZM124 131H125V130H124ZM126 131H127V130H126ZM188 131H187V134H186V130H184V132H183L184 135H185V134L187 135V137H185L184 140H185L186 138L189 139L190 136H191L189 133H191L192 131H191V132H188ZM201 131H202V129H201ZM212 131H213V130H212ZM229 131H230V129H229ZM13 132L16 133V131H13ZM23 132L26 133V131H23ZM28 132H29V131H28ZM28 132H27V135H26V134H23V137L21 136V138H24L25 135H26L27 138H28V136H29V135H28ZM31 132H32V130H31ZM31 132H30V133H31ZM58 132H59V131H58ZM58 132L55 133V134H58ZM60 132H59V133H60ZM69 132H67V134H69ZM81 132H86V129H85V131L83 130V131H81ZM105 132H106V131H105ZM153 132H155V131H153ZM153 132H152V134H153ZM166 132H167V131H166ZM204 132H205V131H202L201 133H204ZM210 132H211V130H210ZM210 132H209V133H210ZM215 132H216L215 135L217 134V136H218V135H219L218 132H217V131H215ZM223 132H222V133H223ZM245 132H246V131H245ZM259 132H260V131H259ZM21 133H22V132H20V134H21ZM33 133H34V132H33ZM33 133H31V134H33ZM44 133H46V132H44ZM63 133H64V132H63ZM72 133H71V134H72ZM111 133H112L113 135H115L113 132H111ZM115 133H116V132H115ZM117 133H119V132H117ZM156 133H157V132H156ZM156 133H155V134H156ZM162 133H163V132H162ZM162 133H161V135H162ZM167 133H168V132H167ZM167 133H166L165 135H167ZM206 133H208V132H206ZM206 133L204 134L205 136H207V135L209 134V133H208V134L206 135ZM224 133H226V132H224ZM239 133H240V132H239ZM11 134H12V133H11ZM20 134H19V135H20ZM61 134H62V133H61ZM71 134H70L69 136H72V135H73V134H72V135H71ZM76 134H77V133H75V135H76ZM79 134H80V133H79ZM85 134H86V133H85ZM120 134H121V133H120ZM120 134H119V135H120ZM150 134H151V133H150ZM152 134H151V135H152ZM173 134H175L174 131H173L172 135H173ZM176 134H177V131H176ZM195 134H196V133H194L191 137H194L193 139H196V140H197V138L200 137V136H196L197 138H195ZM197 134H198V133H197ZM226 134H227V133H226ZM230 134H231V133H230ZM245 134H246V133H245ZM245 134L242 135V133H241L242 138H243V139L241 138L242 140L245 139ZM255 134H256V132H255ZM4 135L6 136V134H4ZM9 135H10V134H9ZM13 135H15V136L17 137L16 134L13 133ZM47 135H48V134H47ZM50 135H51V133H50ZM65 135H66V134H65ZM75 135H74V137H76ZM81 135H84V134H82V133L80 134V138L82 139V136H81ZM88 135L90 136L89 133H88ZM104 135H105V133H104ZM106 135H108V137L110 136L109 134H106ZM117 135H118V134H117ZM121 135H123V134H121ZM147 135H149V134H147ZM147 135H146V136H147ZM159 135H158V136H159ZM169 135H170V134L168 133L167 136H169ZM172 135H171V136H172ZM215 135H213V137H214ZM221 135H222V134H221ZM232 135H233V134H232ZM232 135H231V136H232ZM1 136H2V134H0V137H1ZM26 136H25V137H26ZM31 136H32V135H30V137H31ZM34 136H35V134H34ZM54 136H56V135H53V139H54ZM57 136H58V135H57ZM61 136H62V135H61ZM61 136H60V137H61ZM66 136H67V135H66ZM84 136H85V135H84ZM93 136H94V135H93ZM97 136H98V134H97ZM123 136H124V135H123ZM138 136H139V135H138ZM149 136H150V135H149ZM171 136L167 137V139L170 138V139L168 140V141H169L168 144L170 143V140H173V138H171ZM188 136H189V137H188ZM202 136H203V135H201L200 138H203ZM246 136H247V135H246ZM256 136H258V135H256ZM256 136H255V138H256ZM260 136H261V134H260ZM260 136H259V137H260ZM7 137H8V136H7ZM7 137H4V138H7ZM30 137H29V138H30ZM35 137H36V136H35ZM42 137H43V139H42L43 141H44V137L47 138V136H44V134H43ZM58 137H59V136H58ZM77 137L79 138V135H77ZM99 137H100V135H99ZM105 137H106V136H105ZM111 137H112V136H111ZM114 137H116V136H114ZM117 137H119V136H117ZM121 137H122V136H121ZM142 137H143V136H142ZM160 137H162V139L164 138V136H160ZM160 137H158V138L161 139ZM173 137H174V135H173ZM219 137H220V135H219ZM224 137H225V138L222 139V140H225V141H226V136L224 135ZM232 137H233V136H232ZM238 137H239V136H238ZM238 137L236 136L235 138H238ZM253 137H254V136H253ZM8 138H10V137H8ZM29 138H28V139H29ZM31 138H33V137H31ZM37 138H38V137H37ZM37 138H36V140L34 139V141H37ZM62 138H63V137H62ZM72 138H73V137H72ZM78 138H77V139H78ZM93 138H94V137H93ZM95 138H96V137H95ZM109 138H110V137H109ZM119 138H120V137H119ZM139 138H140V137H139ZM144 138H145V135H144ZM144 138H143V140H144ZM150 138H151V137H149V139H148V138H145V139H146V141H145V142H146V145H147V139H148V141H149ZM152 138H153V137H152ZM178 138L181 139L180 136H179ZM215 138H216V137H215ZM215 138H214V139H213V138H210V140H212V139L215 140ZM217 138H218V137H217ZM217 138H216V139H217ZM229 138H230V137H229ZM2 139H3V137H1V139H0V152H3V151L5 150V149H4V144H1V140H2ZM10 139H12V138H10ZM10 139H7L6 142H8V140H10ZM13 139H14V136H13ZM28 139H27V140H28ZM57 139H58V138H57ZM65 139H67V138H65ZM65 139H64V140H65ZM69 139H70V137H69ZM73 139H76V138H73ZM83 139H85V138H83ZM90 139H91V138H90ZM101 139H102V138H100V140H101ZM113 139H114V138H113ZM121 139H122V138H120L119 140H121ZM162 139H161V141H163L162 143H165V140H166V139H165V140H162ZM176 139H177V137H176ZM179 139H178V142L181 143V142L179 141ZM206 139H207V137H206ZM219 139H220V138H218L217 141H218ZM231 139H232V138H230V140H231ZM250 139H251V138H250ZM252 139H253V138H252ZM252 139H251V140H252ZM256 139H257V138H256ZM258 139H259V138H258ZM17 140L20 141V138L17 139ZM25 140H26V138L24 139L23 142H26V141H27V140H26V141H25ZM29 140H30V141H28V142H31V139H29ZM42 140H41V142H42ZM46 140H47V139H46ZM64 140H63V141H64ZM87 140H89V137L87 138ZM91 140H93V139H91ZM96 140H97V139H96ZM106 140H107V137H106ZM108 140H109V141H108L109 143H110V141H111V143H113V142H112V141H113L112 138H111V140H110V139H108ZM115 140H117V138H115ZM143 140H142V141H143ZM154 140H155V139H154ZM154 140H153V141H154ZM157 140H158V139H157ZM174 140H175V138H174ZM184 140H183V138H182L181 141L185 142ZM190 140H191V141H190ZM198 140H199V139H198ZM202 140H203V139H202ZM208 140H209V139H208ZM208 140H207L206 142H209ZM222 140L220 141V143H221V142H224V141H222ZM228 140H229V139H228ZM230 140H229V142H230ZM242 140H241V141H242ZM245 140H246V139H245ZM254 140H255V139H254ZM260 140H261V139H260ZM3 141H4V140H3ZM11 141H12V140H11ZM14 141H15V140H14ZM14 141H13V142H14ZM65 141H67V145H68V140H65ZM79 141H80V139H79ZM89 141H90V140H89ZM150 141H151L152 144H153V141H152V140H150ZM159 141H160V140H158V142H159ZM166 141H167V140H166ZM217 141L215 140L213 143L216 144ZM241 141H240V143H241ZM257 141H259V140H257ZM4 142H5V141H4ZM4 142H3V143H4ZM13 142H12V143H13ZM17 142H18V141H17ZM37 142H38V141H37ZM37 142H35L36 145H37ZM45 142H46V141H45ZM47 142H48V140H47ZM55 142H56V141H55ZM58 142H59V141H58ZM71 142H72V141H71ZM81 142H82V141H81ZM86 142H87V141H86ZM93 142H94V141H93ZM96 142H98V141H96ZM96 142H95V143H96ZM104 142H105L106 144H105ZM115 142H116V141H115ZM121 142L123 143L124 141L121 140ZM154 142H156V141H154ZM158 142H156L155 144L157 145ZM172 142H173V141H172ZM172 142L170 143V145L173 144V145L177 146V143H178L177 141H176V142H177L176 144H174L175 142H173V143H172ZM200 142H201V140H200ZM202 142H203V141H202ZM202 142L200 143V144H201L200 147L203 146L204 144H207L206 142H205L204 144H202ZM211 142H212V141H211ZM215 142H216V143H215ZM227 142H228V141H227ZM246 142H247L246 144H249V143H248L249 141H246ZM251 142H252V141H251ZM8 143H9V142H8ZM8 143H7V144L5 143V144L9 146ZM14 143H15V142H14ZM18 143H19V142H18ZM20 143H21V142H20ZM20 143H19V145H20ZM31 143H32V142H31ZM31 143H29V144L32 145ZM51 143H52V142H50V144H51ZM69 143H70V142H69ZM77 143H78V142H77ZM83 143H84V142H83ZM83 143H82V146H83ZM87 143H88V142H87ZM87 143H86V144H87ZM103 143L105 144V147H106L107 144H108V143L105 141V138H104ZM122 143H120V144H122ZM143 143H144V142H143ZM162 143H161V144H162ZM185 143H186V142H185ZM185 143H181V147H179V148H182V145H183V144L185 145ZM218 143H219V142H218ZM224 143H225V142H224ZM236 143L238 144V143H239V140H238V142H236ZM22 144H23V143H22ZM24 144H25V143H24ZM24 144L22 145L23 147L28 145V143H27V145H26V144L24 145ZM45 144H46V143H45ZM53 144H54V143H53ZM53 144H51V145H53ZM57 144L59 145V143L56 142V145H57ZM62 144H63V143L61 142L60 146H61ZM72 144H73V143H72ZM72 144H71V145H72ZM88 144H90V143H88ZM92 144H93V143H92ZM100 144H102V143H100ZM114 144H115V143H114ZM149 144H150V142H149ZM152 144H151V145H152ZM191 144H192V145H191ZM193 144H195V141H193L192 138H191V139H189V142L186 143L185 147H186V148H188V147L190 148V147L193 146ZM197 144H198V141H197ZM208 144H209V143H208ZM208 144H207V146H208ZM225 144H226V143H225ZM228 144H229V143H228ZM233 144H234V143H233ZM244 144H245V141H244L243 145H244ZM246 144H245V145H246ZM256 144H257L256 142H255V144H254V142H253V145H254V146H256ZM13 145H14V144H13ZM38 145H39V143H38ZM40 145H41V144H40ZM40 145H39V146H40ZM43 145H44V144H43ZM65 145H66V144H65ZM65 145H62V148H63ZM67 145H66V146H67ZM96 145H97V144H96ZM108 145H109V144H108ZM118 145H119V143H117V146H118ZM138 145H139V143H138ZM153 145H154V144H153ZM153 145L151 146L152 149L154 148ZM158 145H159V144H158ZM163 145H166V144H163ZM163 145H161L160 147H162ZM173 145H171V146H172V147H175V146H173ZM210 145H211V144H210ZM212 145H213V144H212ZM212 145H211V147H212ZM49 146H50V145L47 146L48 149H50ZM74 146H75V143H74ZM76 146H77V145H76ZM84 146H85V145H84ZM86 146H87V145H86ZM90 146H91V145H90ZM110 146H111V144H110ZM114 146H115V145H114ZM121 146H124V145H121ZM121 146H119V148H118V152H120L119 150H120ZM125 146L123 147L124 149H126ZM144 146H145V145H144ZM144 146L142 145L143 149H145ZM147 146H149V145H147ZM167 146H168V145H167ZM178 146H180V145L178 144ZM195 146H196L195 148H197V146L199 147V145H195ZM204 146H206V145H204ZM226 146H227V145H226ZM235 146H236V145H235ZM240 146H241V144H240ZM240 146H239V147H240ZM254 146H253V147H254ZM5 147H6V146H5ZM29 147H30V146L28 145V147H25V148L27 149V148H29ZM35 147H36V146H35ZM45 147H46V146H45ZM51 147H52V149H54L53 146H51ZM69 147H71V146H69ZM72 147H73V146H72ZM72 147H71V148H72ZM97 147H98V152H99V147H102V145L97 146ZM140 147H141V145H140ZM140 147H139V150H140ZM155 147H156V146H155ZM160 147H158V148H160ZM168 147H169V146H168ZM183 147H184V146H183ZM200 147H199V148H200ZM211 147H210V148H211ZM213 147H214V145H213ZM213 147H212V148H213ZM228 147H229V145H228ZM231 147H232V145H231ZM237 147H238V146H237ZM237 147H236V148H237ZM239 147H238V148H239ZM258 147H260V146H258ZM16 148H17V147H16ZM19 148H21V147H19ZM19 148H18V150H19ZM31 148H32V147H31ZM41 148H42V146H41ZM56 148H57V147H56ZM58 148H59V146H58ZM58 148H57V149H58ZM62 148H61V151L63 150ZM71 148H70V149H71ZM73 148H74V147H73ZM75 148H77V149H74V150H73V152L75 151L74 153H72L73 155L76 154V152H77V154H79V153H80L79 151H81V150H78V148H79V144H78V147H75ZM80 148H82V147H80ZM80 148H79V149H80ZM87 148H88V147H87ZM87 148L85 147V148H83V149H87ZM108 148H109V147H108ZM134 148H135V147L133 146V149H134ZM148 148H149V147H147V150H148ZM156 148H157V147H156ZM156 148H155V149H156ZM164 148L166 149V146H164ZM164 148H163V150H164ZM175 148H176V147H175ZM204 148H205V147H204ZM212 148H211V149H212ZM22 149L24 150V148H22ZM22 149H21V151H22ZM26 149L24 150V153H25L26 151H28V149H27V150H26ZM42 149H44V148H42ZM57 149H56V150H57ZM66 149H67V148H66ZM66 149H65V151H66ZM83 149H82V150H83ZM89 149H90V148H89ZM103 149H104V148H103ZM111 149H112V148H111ZM111 149H110V151H109L110 153L112 152ZM114 149H115V147H114ZM131 149H132V148H131ZM133 149H132V150H133ZM141 149H142V148H141ZM152 149H151V150H152ZM155 149H154V150H155ZM176 149H178V148H176ZM197 149H198V148H197ZM202 149H203V148H201L199 151H201ZM230 149H231V148H230ZM239 149H240V148H239ZM239 149H236V150H239ZM256 149H257V148H256ZM30 150H33V149H30ZM34 150H36V148H35ZM37 150H39V149H37ZM46 150H47V149H46ZM77 150H78V151H77ZM91 150H94V148H92ZM100 150H101V149H100ZM112 150H113V149H112ZM135 150H136V149H135ZM135 150H134V152H132L133 154L135 153ZM139 150H137L136 152L139 153ZM147 150H144V151L147 152ZM157 150H158V149H157ZM157 150H156V151H157ZM166 150H167V149H166ZM173 150H174V149H173ZM228 150H229V148L226 147V150H225V151L228 152ZM232 150H234V149H232ZM250 150H251V149H250ZM259 150H260V148H259ZM43 151H44V150H43ZM49 151H50V150H49ZM67 151L69 152V149H67ZM67 151H66V152H67ZM71 151H72V150H71ZM101 151H102V153H104L103 150H101ZM105 151H106V150H105ZM113 151H114V150H113ZM128 151H129V150H128ZM148 151H149V150H148ZM164 151H165V150H164ZM196 151H197V150H196ZM203 151H204V153L202 152L203 155H205V153H207V154L209 153L208 150L206 151V149H204ZM205 151H206V152H205ZM254 151L257 152V150H254ZM22 152H23V151H22ZM30 152H31V151H30ZM46 152H47V151H46ZM50 152L53 153V151H50ZM50 152H49V153H50ZM59 152H60V150H59ZM59 152H58V153H59ZM78 152H79V153H78ZM83 152H86V150H83ZM115 152H116V150L114 151V153H115ZM118 152H117V153H118ZM141 152H142V151H141ZM153 152H155V151H153ZM197 152H198V151H197ZM210 152H212V151H210ZM230 152H231V151H230ZM230 152H229V153H230ZM232 152H233V151H232ZM232 152H231V154L233 155ZM237 152H238V151H237ZM261 152H262V151H261ZM261 152H260V153H261ZM34 153H35V152H34ZM44 153H45V152H44ZM87 153H88V150H87ZM87 153H86V154H87ZM96 153H97V152H96ZM96 153H95V154H96ZM123 153H124V152H123ZM137 153H135V154L138 155ZM148 153H149V152H148ZM155 153H156V152H155ZM155 153H153L154 159H155V155H154ZM176 153H177V152H176ZM198 153H199V152H198ZM202 153H201V154H202ZM212 153H214V150H213ZM229 153H228V154H229ZM249 153H250V152H249ZM252 153H253V151H252ZM26 154H27V153H26ZM41 154H42V153H41ZM72 154H71V155H72ZM81 154H83V153H81ZM91 154H92V153H91ZM99 154H101V153L99 152ZM115 154H116V153H115ZM130 154H131V153H130ZM135 154H134V156H135ZM142 154H144V153H142ZM174 154H175V153H173V158H174V156L176 155V154H175V155H174ZM199 154H200V153H199ZM207 154H206V155H207ZM0 155L2 156L3 154H0ZM44 155H45V154H44ZM44 155H43V156H44ZM46 155H48V152H47ZM49 155H50V154H49ZM49 155H48V157H49ZM55 155H56V152H55V154H54V159H55ZM59 155H60V153H59ZM96 155H97V154H96ZM131 155H132V154H131ZM139 155H140V154H139ZM148 155H150V154H148ZM206 155H205V156H206ZM1 156H0V157H1ZM61 156H62V153H61ZM61 156H60V157H61ZM76 156H77V155H76ZM78 156L82 157L80 154H79ZM113 156H114V155H113ZM176 156H177V155H176ZM178 156H179V154H178ZM178 156H177V158H178ZM201 156H202V155H200L199 157H201ZM32 157H33V156H32ZM50 157H51V155H50ZM91 157H92V155H91ZM107 157H108V156H107ZM122 157H123V156H122ZM143 157H144V156H143ZM146 157H147V156H146ZM185 157H186V156H185ZM30 158H31V157H30ZM34 158H35V157H34ZM38 158H39V157H38ZM41 158H42V157H41ZM52 158H53V157H52ZM56 158H57V156H56ZM109 158H110V156L108 157V160H109ZM133 158H134V157H133ZM136 158H137V157L135 156V160H137ZM139 158H142V157H139ZM148 158H150V157H148ZM54 159H53V160H54ZM60 159H61V158H60ZM101 159H102V157H101ZM105 159H106V158H105ZM215 159H216V158H215ZM217 159H218V157H217ZM226 159H227V158H226ZM118 160H119V159H118ZM139 160H140V159H139ZM142 160H143V158H142ZM195 160H196V159H195ZM229 160H230V159H229ZM102 161H103V160H102ZM116 161H117V160H116ZM116 161H115V162H116ZM119 161H120V160H119ZM123 161H124V160H123ZM123 161H122V162H123ZM133 161H134V160H133ZM149 161H150V159H149ZM156 161H157V160H156ZM156 161H155V163H156ZM162 161H163V160H162ZM184 161H185V160H184ZM191 161H192V160H191ZM191 161H190V162H191ZM196 161H197V160H196ZM221 161H223V160H221ZM54 162H56V161H54ZM136 162H137V161H136ZM140 162H141V160H140ZM142 162H143V161H142ZM182 162H183V161H182ZM185 162H186V161H185ZM229 162H230V161H229ZM119 163H120V162H119ZM123 163H124V162H123ZM133 163H134V162H133ZM146 163H147V162H146ZM196 163H197V162H196ZM196 163H195V164H196ZM219 163H220V162H219ZM221 163H222V162H221ZM234 163H235V162H234ZM52 164H53V163H52ZM99 164H100V163H99ZM130 164H131V163H130ZM117 165H118V163H117ZM217 165H218V163H217ZM229 165H230V164H229ZM229 165H228V166H229ZM109 166H110V165H109ZM196 166H197V165H196ZM20 167H21V166H20ZM49 167H50V166H49ZM49 167H48V169H49ZM91 167H92V166H90L89 168H91ZM138 167H139V166H138ZM197 167H198V166H197ZM214 167H215V166H214ZM46 168H47V167H46ZM59 168H61V167H59ZM84 168H85V167H84ZM84 168H81V170L83 169V171H84V170H85ZM89 168H88V169H89ZM92 168H93V167H92ZM94 168H95V167H94ZM94 168H93V169H94ZM19 169H20V168H19ZM50 169H51V168H50ZM50 169H49V170H50ZM61 169H62V168H61ZM88 169H87V170H88ZM97 169H98V168H97ZM97 169H96V170H97ZM100 169H101V168H100ZM102 169H104V168H102ZM0 170H1V169H0ZM9 170H10V169H9ZM38 170H39V169H38ZM94 170H95V169H94ZM98 170H99V169H98ZM98 170H97V171H98ZM204 170H205V168H204ZM204 170H203V172H204ZM44 171H45V170H44ZM70 171L72 172V170H70ZM73 171H74V170H73ZM89 171H90V169H89ZM89 171H87V172H89ZM100 171H101V170H100ZM105 171H106V170H105ZM200 171H201V169H200ZM27 172H28V171H27ZM27 172H26V173H27ZM33 172H34V171H33ZM33 172H32V173H33ZM36 172H37V171H36ZM40 172H41V171H40ZM47 172H48V176H49V173H50V172H49V171H47ZM71 172H70V173H71ZM125 172H126V171H125ZM4 173H5V172H4ZM6 173H7V172H6ZM28 173H30V172H28ZM32 173H30V174H32ZM34 173H35V172H34ZM41 173H42V172H41ZM58 173H59V172H58ZM62 173H64V175H66L65 172H62ZM66 173H67V172H66ZM96 173H97V172H96ZM195 173H197V172L195 171ZM195 173H194V174H195ZM242 173H245V172L243 171ZM37 174H38V173H37ZM37 174H36V176L39 175V174H38V175H37ZM67 174L70 175L69 173H67ZM71 174H72V173H71ZM73 174H74V173H73ZM75 174H77L76 171H75ZM94 174H95V173H94ZM201 174L203 175L204 173H201ZM246 174L248 175L249 173H246ZM253 174H254V173H253ZM255 174H256V172H255ZM255 174H254V175H255ZM258 174L260 175V173H258ZM1 175H2V174H1ZM4 175L6 176V174H4ZM4 175H3V177H1L2 179L5 178ZM10 175H11V174H10ZM23 175H24V174H23ZM51 175H52V173H51ZM57 175H58V174H57ZM57 175H55V176H57ZM79 175H81V174H79ZM197 175H198V174H197ZM240 175H241V174H240ZM247 175H246V176H247ZM250 175H251V176H250V178H251L253 175H252V174H250ZM256 175H257V174H256ZM259 175H257V176H258L259 183H260V185H261V184H263V183H261V181H262L261 179H264V174L262 173V177H263V178L260 177V179H259ZM11 176H12V175H11ZM15 176H17V175H15ZM20 176H21V174H20ZM20 176H19V177H20ZM25 176H26V175H25ZM28 176H29V174H28ZM28 176H27V177H28ZM33 176H34V175H33ZM33 176H32V177H33ZM36 176H35V178H36ZM40 176L42 177V174H41ZM59 176H60V175H58V177H57L58 179H60ZM62 176H63V175H62ZM66 176H67V175H66ZM101 176H102V178H103V175H100V176H99V179H100ZM105 176H106V175H105ZM203 176H204V175H203ZM215 176L218 177V174L215 175ZM237 176H238L237 178H239V175H237ZM246 176H245V177H246ZM9 177H10V176H9ZM12 177H13V176H12ZM22 177H24V176H21V178H22ZM50 177H51V176H50ZM50 177H49V178H50ZM63 177H64V176H63ZM87 177H88V176H87ZM87 177H84V178H87ZM89 177H90V175H89ZM89 177H88L87 179H89ZM94 177H95V176L90 177V178H92V179H90V181H92V180L94 179ZM97 177H98V176H97ZM197 177H199V176H197ZM213 177H214V176H213ZM217 177H214V178H217ZM235 177H236V176H234L233 178L236 179ZM247 177H249V176H247ZM253 177H254V176H253ZM1 178H0V179H1ZM13 178H14V177H13ZM28 178H29V177H28ZM54 178H55V177H54ZM57 178H56V180H57ZM67 178H68V177H67ZM81 178H82V177H81ZM95 178H96V177H95ZM107 178H108V177H106V179H107ZM140 178H141V177H140ZM140 178H139V179H140ZM164 178H165V177H164ZM181 178H182V177H181ZM200 178H201V177H200ZM202 178H204V177H202ZM209 178H210V177H208V179H209ZM231 178H232V176H231ZM231 178H230L229 180L233 181L234 179H233V178L231 179ZM17 179L19 180L18 177H17ZM17 179H16V180H17ZM31 179H32V178H31ZM36 179H37V178H36ZM40 179H41V178H40ZM44 179L46 180V177H45ZM44 179H41V181L44 180ZM50 179L53 180V178H50ZM87 179H86V180H87ZM103 179H104V178H103ZM134 179H135V178H134ZM168 179H169V178H168ZM171 179H172V178H171ZM183 179H184V178H183ZM191 179H192V178H191ZM196 179H197V181H199L198 178H196ZM252 179H253V178H252ZM256 179H257V178H254V179H253L254 182H255ZM13 180H14V179H13ZM27 180H28V179H27ZM47 180H48L47 182L50 181L49 179H47ZM52 180H51V181H52ZM70 180H71V179H70ZM73 180H74V179H73ZM73 180H72V181H73ZM77 180L80 181L81 179L79 178V179H77ZM83 180H84V179H83ZM107 180H108V179H107ZM109 180H110V179H109ZM135 180H136V179H135ZM165 180H167V179H165ZM180 180H181V179H180ZM187 180H188V179H187ZM227 180H228V179H227ZM227 180H225V182H226ZM229 180H228V181H229ZM250 180H251V179H250ZM253 180H251V182H252ZM258 180H257V181H258ZM260 180H261V181H260ZM9 181H10V180H9ZM9 181H8V182H9ZM24 181L26 182L25 179H24ZM29 181H30V180H29ZM32 181H33V179H32ZM34 181H35V180H34ZM41 181H40V182H41ZM51 181H50V182H51ZM53 181H54V180H53ZM53 181H52V182H53ZM84 181H85V180H84ZM87 181H88V180H87ZM93 181H94V180H93ZM95 181H97V184H98V180H95ZM95 181H94V182H95ZM120 181H121L120 178H119V181H118V179H117V182L120 183ZM124 181H125V180L121 181V185H122V182H124ZM139 181H140V180H139ZM161 181L163 182L164 179L161 180ZM161 181H159V182H161ZM185 181H186V179H185ZM204 181H205V179H203V182H204ZM217 181H218V180H217ZM228 181H227V183H228ZM236 181H238V180H236ZM247 181H249V180H247ZM20 182H21V181H20ZM30 182H31V181H30ZM35 182H36L35 184L37 185V181H35ZM42 182H43V184H44V182H46V181H42ZM42 182H41V183H42ZM47 182H46V183H47ZM52 182H51L50 184H53ZM63 182H64V181H63ZM67 182H68V181H67ZM80 182H82V181H80ZM114 182H116V181L114 180ZM132 182H133V181H132ZM132 182H131V183H132ZM142 182H143V181H142ZM177 182H178L177 184H180V183H179L180 181H177ZM211 182L213 183V180H212ZM211 182H210V183H211ZM254 182H253V183H254ZM3 183H4V179H3V182H1L2 186H4V184H5V183H4V184H3ZM13 183H14V181H13ZM26 183H27V182H26ZM26 183H25V184H26ZM57 183H58V182H57ZM77 183H78V182H77ZM111 183H113V181H112ZM182 183H183V182H182ZM196 183H197V182H196ZM210 183H209V185H210ZM212 183H211V184H212ZM219 183H220V182H219ZM230 183H232V182H230ZM233 183H234V182H233ZM18 184H19V183H18ZM35 184H34V185H35ZM39 184H40V183H39ZM68 184H69V186L71 187L72 184H71V183H68ZM70 184H71V185H70ZM74 184H75V182H74ZM117 184H118V183H117ZM124 184H125V183H124ZM203 184H204V183H203ZM215 184H217V182H215ZM220 184H221V183H220ZM234 184H235V183H234ZM249 184H250V183H249ZM5 185H7V184H5ZM27 185H28V184H27ZM27 185H25V187H26ZM31 185H32V184H31ZM34 185H32V186L35 187ZM48 185H49V184H47V185H45V186H46V188L49 189ZM54 185H55V184H54ZM60 185H61V186H64V184L62 185V182H60ZM60 185H59V186H60ZM65 185H66V184H65ZM77 185H78V184H77ZM77 185H76V186H77ZM121 185L119 184V186H121ZM148 185H149V184H148ZM189 185H190V184H189ZM206 185H207V183H206ZM222 185H223V184H222ZM224 185H227V184H224ZM236 185H237V182H236ZM236 185H235V186H236ZM239 185H241V183H240ZM250 185H251V184H250ZM254 185H255V184H254ZM260 185L257 184V186H259L260 188L263 187V185H261V186H260ZM15 186H16V185H15ZM15 186H14V187H15ZM29 186H30V184H29ZM37 186H38V185H37ZM39 186H40V185H39ZM57 186H58V185H57ZM61 186H60V187H61ZM72 186H73V185H72ZM76 186H75V187H76ZM123 186L126 187V188L129 186V188H130L131 184H129V185L127 186V183H126V184L123 185ZM149 186H150V185H149ZM182 186H183V185H182ZM204 186H205V185H204ZM207 186H208V185H207ZM219 186H220V185H219ZM248 186H249V185H248ZM248 186H247V188H248ZM7 187H8V186H7ZM16 187H17V186H16ZM20 187H21V186H20ZM50 187H51V186H50ZM75 187H73V189H74ZM113 187H114V186H113ZM116 187H117V186H116ZM124 187H123V188L121 187V188H122V189H125ZM145 187H146V185H145ZM177 187H178V186H177ZM216 187H217V186H216ZM225 187H226V186H225ZM229 187H231V186L229 185L228 187H226L227 191H228V188H229ZM233 187H234V186H233ZM238 187H239V186H238ZM244 187H246V185H245ZM244 187H242V188L245 189ZM12 188H13V187H12ZM18 188H19V187H17L16 190H18V192H19V189H18ZM39 188H40V187H39ZM42 188H43V187H42ZM42 188H40V189H42ZM51 188H52V187H51ZM62 188H63V187H62ZM66 188H67V187H66ZM66 188H64V189H66ZM121 188H119V189H121ZM218 188H220V187H218ZM222 188H224V187L222 186L221 189H222ZM231 188H232V187H231ZM231 188H229V189H230V190H233V188H232V189H231ZM234 188H235V187H234ZM236 188H237V186H236ZM247 188H246V190H245L246 192H247ZM251 188H252V187H251ZM23 189H24V188H22V190H23ZM31 189H33V188H30V190H31ZM57 189H58V188H57ZM57 189H56V190H57ZM73 189H72V190H73ZM113 189H114V188H113ZM173 189L176 190V188H173ZM178 189H179V188H178ZM190 189H191V188H190ZM190 189H189V190H190ZM199 189H200V188H199ZM248 189H250V188H248ZM254 189H255V187H253V188L251 189V194H252V190H253V192L255 191ZM35 190H36V188H35ZM38 190H39V189H38ZM58 190H62V189H58ZM68 190H69V189H68ZM91 190H92V189H91ZM109 190H110V189H109ZM117 190H118V189H117ZM130 190H131V189H130ZM161 190H162V189H161ZM161 190H160V188H159V191H161ZM179 190H181V189H179ZM191 190H194V189H191ZM222 190H223V189H222ZM222 190L219 189V193H220V194L223 193V192H221ZM262 190H263V189H262ZM0 191H1V190H0ZM2 191H3V190H2ZM2 191H1V192H2ZM4 191H6V190L4 189ZM51 191H53V189H52ZM54 191H55V190H54ZM94 191L97 192V193H99V192H100V189H99V192L96 191V190H94ZM94 191H93V193H95ZM125 191H126V190H125ZM183 191H184V189H183ZM183 191H182V193H183ZM210 191H211V190H210ZM216 191H217V190H215V193H217ZM224 191L227 192V191L225 190V188H224ZM241 191L243 192V190H241ZM256 191H257V187H256ZM256 191H255V193H253V194H257V193H259V196H260V189L258 190L259 192H256ZM263 191H264V190H263ZM1 192H0V193H1ZM24 192H26V191H24ZM24 192H20V193H24ZM27 192H29V191L27 190ZM55 192L57 193V191H55ZM62 192H63V191H62ZM62 192H61V194H62ZM64 192H65V191H64ZM66 192H67V190H66ZM139 192H140V191H139ZM177 192H180V191L177 190ZM230 192H231V191H229V193H230ZM234 192H235V193H234ZM234 192H232L231 194H234V196H235L236 198H233V199H235V203H237V202H236V199H237V193H236L235 189H234ZM237 192H238V188H237ZM239 192H240V191H239ZM246 192H245V193L243 192L242 195L246 194ZM261 192H262V191H261ZM20 193L17 194V195L22 196V195H20ZM49 193H50V192H49ZM56 193H53V194L56 195ZM59 193H60V191H59ZM79 193H80V192H79ZM97 193H96V194H97ZM100 193H102V191H101ZM103 193H106V192H103ZM108 193H109V192H107V194H108ZM140 193H141V192H140ZM180 193H181V192H180ZM186 193H187V191H186ZM186 193L184 192V194H186ZM192 193H193V191H192ZM219 193H217V194H218L217 196H219ZM229 193H228V194H229ZM248 193H250L249 190H248L247 194H248ZM263 193H264V192H263ZM24 194H25V193H24ZM24 194H23V195H24ZM114 194H115V193H114ZM126 194H127V193H126ZM129 194H130V192H129ZM213 194H214V193H213ZM240 194H241V192H240ZM2 195H4V194L2 193ZM2 195H1L0 197H1V198H4V197H2ZM9 195H10V194H9ZM25 195H27V194H25ZM25 195H24V196H25ZM51 195H52V194H51ZM65 195H67V194H65ZM65 195H63V196H65ZM73 195L76 196V194H73ZM104 195H105V194H104ZM110 195H112V192H111ZM257 195H258V194H257ZM24 196H22V197H24ZM39 196H40V194H39ZM48 196H49V195H48ZM53 196H54V195H53ZM53 196H52V197H53ZM58 196H59V198H60V195H58ZM77 196H78V198H79V195H77ZM90 196H91V195H90ZM99 196H100V194H99ZM124 196H126V195H124ZM190 196H191V195H190ZM213 196H216V195L214 194ZM217 196H216V197H217ZM238 196H239V194H238ZM244 196H246V195H244ZM249 196H250V195H249ZM252 196H253V195H252ZM255 196H256V195H255ZM259 196H258V197H259ZM262 196H263V194H262ZM22 197H21L20 200H22ZM26 197H27V196H26ZM32 197H33V196H32ZM44 197H45V196H44ZM44 197H43V198H44ZM54 197H55V196H54ZM56 197H57V196H56ZM86 197H88V195H87ZM103 197H104V196H103ZM138 197H139V196H138ZM141 197H142V196H140V198H141ZM219 197H221V196H219ZM219 197H218V198H219ZM239 197L241 198V196H239ZM260 197H261V196H260ZM260 197H259V198H260ZM24 198H25V197H24ZM24 198H23V200H25ZM30 198H31V197H30ZM37 198H39V197L37 196ZM40 198H41V197H40ZM40 198H39V199H40ZM47 198H48V197H47ZM47 198H46V199H47ZM50 198H51V196H50ZM57 198H58V197H57ZM84 198H85V197H83V199H84ZM135 198H136V197H135ZM201 198H202V197H201ZM223 198H225V193H224V195H223ZM223 198L221 197V199H223ZM227 198H228V197H227ZM245 198H246V197H245ZM6 199H7V198H6ZM13 199H14V198H13ZM17 199H18V198H17ZM17 199H16V200H17ZM26 199H27V198H26ZM34 199H35V200H32V201H35V203H36V198H34ZM79 199H80V198H79ZM81 199H82V196H81ZM81 199H80V201H81ZM83 199H82V200H83ZM136 199H137V198H136ZM175 199H176V197H175ZM181 199H182V197H181ZM216 199H217V198H216ZM219 199H220V198H219ZM221 199H220V202H221V203L225 202V201H223V200L221 201ZM228 199H230V198H228ZM228 199H227V200H228ZM251 199H252V198H251ZM261 199H263V201H264V197H261ZM11 200H12V199H11ZM43 200H45V199H43ZM50 200H51V199H50ZM52 200L54 201V199H52ZM65 200H66V198H65ZM70 200L73 201V199H70ZM70 200H68V201L66 200V201H67V202H71ZM77 200H78V199H77ZM84 200H85V199H84ZM187 200H188V199H187ZM193 200H194V198H193ZM227 200H226V201H227ZM2 201H3V200H2ZM2 201H1V204H2ZM9 201H10V197H9ZM25 201H26V200H25ZM29 201H30V204H31V199H29ZM40 201H41V199H40ZM56 201H57V200H56ZM62 201H63V199H62ZM124 201H125V200H124ZM174 201H175V200H174ZM176 201H178V203H177V202H175V203L178 205V207H180L181 210H179V212H181V211H182V208H181L182 205L179 206V204H180V203H179V199H176ZM190 201H191V200H190ZM228 201H230V200H228ZM231 201H232V200H231ZM231 201H230V202H231ZM233 201H234V200H233ZM233 201H232L231 203H233ZM252 201H253V200H252ZM261 201H262V200H261ZM5 202H6V201H5ZM5 202H4V203H5ZM22 202H23V201H22ZM26 202H27V201H26ZM37 202H38V201H37ZM47 202H49V201H47ZM57 202H58V201H57ZM57 202H56V203H57ZM63 202H65V201H63ZM89 202H90V201H89ZM202 202H203V201H201L200 203L202 204ZM4 203H3V204H4ZM6 203H8V202H6ZM6 203H5V204H6ZM11 203H12V202H11ZM14 203H15V202H14ZM23 203H24V202H23ZM28 203H29V202H28ZM35 203H33V205H32L33 207H34V204H35ZM44 203H46V202H44ZM44 203H40V204L37 203V204H35V205H36L35 208H37V205L41 206V204L43 205ZM53 203H54V202H53ZM73 203H74V201H73ZM90 203H91V202H90ZM92 203H93V202H92ZM122 203H125V204H124L125 207L127 206V205H126V201H125V202H122ZM134 203H136V200H135ZM173 203H174V202L171 203V206L175 204V203H174V204H173ZM182 203H183V200H182ZM200 203H199V204H200ZM221 203H219V205H221ZM15 204H16V203H15ZM20 204H21V203H20ZM26 204H27V203H26ZM26 204H25V205H26ZM59 204H60V203H59ZM74 204H75V203H74ZM76 204H78V203L76 202ZM84 204H85V203H84ZM86 204H87V203H86ZM132 204H133V203H132ZM165 204H166V203H164V205H165ZM176 204H175V205H176ZM184 204H185V203H184ZM201 204H200V207H199V208H202V207L204 208V206L201 207ZM223 204H224V203H223ZM21 205H22V204H21ZM25 205H24V206H25ZM28 205H29V204H28ZM28 205H26V206H28ZM44 205H45V204H44ZM50 205H51V204H50ZM57 205H58V203H57ZM130 205H131V204H129V207H131ZM157 205H158V204H157ZM157 205H155L153 208H154L155 213H156V214L158 213L157 215L159 216V213H160V212H158V211L156 212V210H158V208H160V207H158ZM159 205H160V204H159ZM168 205H169V204H168ZM219 205H218V206H219ZM236 205H237V204H236ZM236 205H235V206H236ZM251 205H252V204H251ZM251 205L248 206V207L251 208V207H252ZM2 206H3V205H2ZM14 206H16V205H14ZM19 206H20V205H19ZM22 206H23V205H22ZM30 206H31V205H30ZM32 206H31V207H32ZM61 206H62V205H61ZM64 206H65V204H64ZM72 206H73V205H72ZM89 206H90V205H89ZM97 206H99V205H97ZM132 206H133V205H132ZM137 206H138V205H137ZM166 206H167V205H166ZM166 206H164V207H166ZM169 206H170V205H169ZM169 206H167V207H169ZM171 206H170V207H171ZM198 206H199V205H198ZM239 206H241V205H239ZM33 207H32V208H33ZM46 207H47V203H46V206H45L44 208L46 209ZM52 207H54V206H52ZM55 207H56V206H55ZM55 207H54V208H55ZM73 207H74V206H73ZM90 207H91V206H90ZM123 207H124V206H123ZM133 207H134V206H133ZM138 207H139V206H138ZM138 207H137V208H138ZM156 207H158V208L155 209ZM162 207H163V206H162ZM162 207H161V208H162ZM167 207H166V208H167ZM178 207H177L176 209H179ZM186 207H187V206H186ZM248 207H247V209H248ZM258 207H259V208H258ZM258 207H257V210L260 209V206H259V205H258ZM14 208H16V207H14ZM22 208H23V207H22ZM47 208H49V207H47ZM50 208H51V207H50ZM56 208H57V207H56ZM86 208H87V207H86ZM86 208H85V209H86ZM91 208L95 210V211H94L95 213L98 212V210L96 211L97 208H95V207H94V208L91 207ZM98 208H99V207H98ZM120 208H121V207H120ZM131 208H132V207H131ZM134 208H135V207H134ZM153 208L151 207L150 209L153 210ZM173 208H175V206H173ZM196 208H197V207H196ZM219 208H220V207H219ZM224 208H225V207H224ZM237 208H238V207H237ZM242 208L245 209L244 207H242ZM250 208H249V209H250ZM263 208H264V207H263ZM263 208H262V209H263ZM23 209H24V208H23ZM28 209H29V208H28ZM62 209H63V208H62ZM66 209H67V208H66ZM73 209H74V208H73ZM101 209H102V208H101ZM163 209H164V208H163ZM186 209H187V208H186ZM191 209H192V207H191ZM197 209H198V208H197ZM226 209H227V208H226ZM226 209H225V210H226ZM252 209H255V208L252 207ZM7 210H8V209H7ZM32 210H33V209H32ZM36 210H37V209H35L34 212H36ZM40 210H41V208H40ZM42 210H43V208H42ZM86 210H88V209H86ZM86 210H85V211H86ZM89 210H90V209H89ZM102 210H104V209H102ZM129 210H131V209H129ZM142 210H143V208H142ZM148 210H149V209H148ZM148 210H147V214H148V215L144 213V216L147 215L149 218H151V217L149 216L150 214H149L148 212L152 213V212H151L152 210H151V211H150V210L148 211ZM161 210H162V209H161ZM167 210H168V208H167ZM167 210L164 209V210H162V212H163V213H166L165 211H167ZM170 210H172V208H171ZM187 210H188V209H187ZM187 210H186V211H187ZM201 210H202V209H200V211H201ZM209 210H211V209L209 208ZM209 210H208V211H209ZM212 210H213V209H212ZM212 210H211V211H212ZM220 210L222 211V209H220ZM255 210H256V209H255ZM25 211H26V210H25ZM46 211H47V210H46ZM85 211H84V216H86V212H87V211H86V212H85ZM123 211H124V213H125L126 208H125V210H123ZM137 211L139 212V209H138ZM145 211H146V210H145ZM172 211H173V210H172ZM176 211H177V210H176ZM176 211H175V214L177 213ZM238 211H239V209H238ZM259 211H261V209L258 210L257 212H255V214H253V215L257 216V214H258ZM15 212H16V210H15ZM19 212H20V209H19ZM19 212H16V213H19ZM21 212H23V211H21ZM37 212H38V211H37ZM55 212H56V211H55ZM55 212H54V213H55ZM88 212H90V211H88ZM101 212H104V211H101ZM111 212H112V211H111ZM126 212H127V211H126ZM132 212H133V211H132ZM168 212L172 213V212L169 211V210H168ZM179 212H178V213H179ZM183 212H184V211H182L181 213H183ZM197 212H198V214L200 213L199 210H198ZM262 212H263V210H262ZM23 213H24V212H23ZM46 213H47V212H46ZM72 213H74V212H72ZM72 213H71V216L74 215V214H72ZM91 213H92V212H91ZM119 213H120V212H119ZM119 213H118V214H119ZM121 213H122V212H121ZM127 213H128V212H127ZM204 213H205V212H204ZM213 213L215 214V211H214V210H213ZM213 213H212V214H213ZM216 213H217V212H216ZM219 213H220V212H219ZM256 213H257V214H256ZM27 214H31V212H30V213H27ZM27 214H25V215H27ZM39 214H40V216H41V213H39V212H38V214L36 213V215H38V216H39ZM47 214H48V213H47ZM101 214H102V213H101ZM118 214H117V215H118ZM122 214H123V213H122ZM129 214H130V213H128V214L125 216V218H126ZM134 214H135V213H134ZM138 214H140V213H138ZM142 214H143V213H142ZM142 214H141V215H142ZM152 214H153V213H152ZM166 214H167V213H166ZM166 214L163 215V214L161 213V218H162V216L165 217ZM175 214L173 213V217L175 216ZM183 214H184V213H183ZM207 214H208V212H207ZM210 214H211V213H210ZM210 214H208V216H209L208 218H210ZM223 214H224V213L222 212V215H223ZM259 214H260V212H259ZM259 214H258V215H259ZM12 215H14V214H12ZM25 215H24V216H25ZM32 215H33V214H32ZM36 215H35V216H36ZM80 215H81V213H80ZM103 215L106 216L105 212H104ZM130 215H132V214H130ZM170 215H172V214H170ZM184 215H185V214H184ZM184 215H183V216H184ZM222 215H221V216H222ZM249 215H250V214H249ZM260 215H262V213H261ZM260 215H259V217H260ZM6 216H7V215H6ZM14 216H15V215H14ZM14 216H13V217H14ZM24 216H23V219H24ZM30 216H31V215H30ZM33 216H34V215H33ZM44 216H45V214H44ZM44 216H43V217H44ZM48 216H50V214H49ZM48 216H47V217H48ZM60 216L62 217V215H60ZM65 216H66V215H65ZM68 216H70V214H69ZM74 216H75V215H74ZM87 216H89V213H88ZM110 216H111V215H110ZM113 216H114V215H113ZM113 216H111V217H113ZM122 216H123V215H122ZM133 216H134V215H133ZM144 216H143V217H144ZM147 216H145L144 218H146ZM153 216H154V219H152V220H158L159 217H160V216L158 217V216H155V215H153ZM153 216H152V217H153ZM167 216H168V218H169V215H167ZM179 216H180V215H179ZM183 216H182V217H183ZM206 216H207V215H206ZM211 216H212V215H211ZM240 216L243 217V214H242V215H239V217H240ZM246 216H248V214H246ZM250 216H252V215H250ZM18 217H20V216H18ZM75 217H76V216H75ZM77 217H78V215H77ZM77 217H76V218H77ZM90 217H91V216H90ZM93 217H94V218H93ZM97 217H98V215H97L96 217L92 215V218H91V219L95 220V218H96V220H97ZM131 217H132V216H131ZM131 217H128V218H126V219H129V220H130ZM140 217H141V216H140ZM155 217H156V218H155ZM173 217H170L169 219L172 218L173 221H174L175 218H173ZM176 217H177V215H176ZM184 217H185V216H184ZM184 217H183V218H184ZM187 217H188V216H187ZM202 217H203V216H202ZM229 217H230V216H229ZM242 217H240V219H243ZM244 217H245V216H244ZM31 218H32V216H31ZM33 218H34V217H33ZM37 218H39V217H37ZM45 218H46V217H45ZM57 218H58V217L55 218V216H54V219H57ZM76 218H75V219H76ZM79 218H80V217H79ZM103 218H104V217H103ZM118 218H119V217H118ZM123 218H124V217H123ZM138 218H139V217H138ZM161 218H160V219H161ZM165 218H166V217H165ZM165 218H164V219H165ZM183 218H182V219H183ZM188 218H190V217H188ZM196 218H198L197 215H196ZM232 218H234V217L231 216V220H232ZM237 218H238V216H237ZM250 218H252V217H250ZM1 219H2V218H1ZM1 219H0V220H1ZM4 219H5V218H4ZM4 219H3V220H4ZM54 219H53V221H52V224H53V223L57 224L58 222L60 223V221H61V220H60V221L58 220L57 223H56V221H54ZM58 219H59V218H58ZM62 219H63V217H62ZM64 219H65V218H64ZM64 219H63V221H64ZM71 219H72V220H71ZM71 219L68 218V219H65V220L73 221V220H74V217H72ZM100 219H101V218H99V220H97V221H98V222H96L97 225H98ZM107 219H109V218H107ZM132 219H133V220L135 219V221H136V218H134V217L131 218L130 221H132ZM147 219H148V218L143 219V220H147ZM180 219H181V217H180ZM191 219H192V218H191ZM204 219H205V218H204ZM210 219H211V218H210ZM229 219H230V218H229ZM234 219L237 220L236 218H234ZM240 219H238V220L240 221ZM244 219H245V218H244ZM244 219H243V220H244ZM246 219H249V218H246ZM246 219H245V221H246ZM257 219H258V218H257ZM32 220H33V219H32ZM34 220H35V219H34ZM41 220H42V219H41ZM51 220H52V219H51ZM51 220H49V222H48L47 229H48L50 226H52V225H50V221H51ZM76 220H78V219H76ZM103 220H104V219H102V221H103ZM123 220H124V219H123ZM129 220H127V221H129ZM141 220H142V219H141ZM143 220H142V221H143ZM148 220H149V219H148ZM152 220H151V222H153ZM166 220H167V219H166ZM185 220H186V221H185ZM185 220H184V221L187 222V219H185ZM207 220H208V219H207ZM211 220H212V219H211ZM211 220H209V221H211ZM231 220H230V221H231ZM13 221H15V220H13ZM36 221L41 222V221H39V220H37V219H36ZM46 221H47V220H46ZM63 221H61V222H63ZM107 221H108V220H107ZM109 221H110V219H109ZM112 221H114V220H112ZM112 221H111V222H112ZM158 221H159V220H158ZM173 221H172V222H173ZM175 221H176V220H175ZM189 221H190V220H189ZM189 221H188V222H189ZM192 221H193V219H192ZM194 221H195V220H194ZM222 221H223V220H222ZM17 222H18V220H17ZM22 222H23V220L21 221V223H22ZM38 222H37V223L35 222V223L38 224ZM44 222H45V221H44ZM87 222H88V221H87ZM87 222H85V223H87ZM91 222H92V221H90V223H91ZM118 222H120V221H118ZM125 222H126V220L123 222V224H124ZM180 222H181V224H183L181 220L178 222V218H177V223L180 224ZM190 222H191V221H190ZM205 222H206V221H205ZM227 222H229V221L227 220ZM227 222H226V223H227ZM241 222H242V221H241ZM23 223H24V222H23ZM23 223H22V224H23ZM29 223H30V222H29ZM63 223H65V221H64ZM63 223H62V224H63ZM67 223H68V221H67ZM67 223H66V224H67ZM72 223H73V222H72ZM74 223H75V222H74ZM80 223H81V222H80ZM90 223H89V224H90ZM92 223H94V221H93ZM92 223H91V225H92ZM100 223H101V222H100ZM102 223H104V222H102ZM102 223H101V224H102ZM105 223H107L106 220H105ZM108 223H109V222H108ZM149 223H150V220H149ZM162 223H163V222H162ZM175 223H176V222H175ZM177 223H176V224H177ZM198 223H199V222H198ZM201 223H202V222H201ZM233 223H234V222H233ZM238 223H239V222H238ZM36 224H35V225H36ZM42 224H43V223H42ZM42 224H41V226L43 227ZM45 224H46V222H45ZM55 224H53V226H55ZM60 224H61V223H60ZM60 224H59V225H60ZM69 224H71V223L69 222ZM78 224H79V223H78ZM96 224H94V225H96ZM111 224H112V223H111ZM113 224H114V222H113ZM139 224H140V223H139ZM172 224H173V223H172ZM194 224H196V223H194ZM194 224H193V225H194ZM227 224H228V223H227ZM4 225H5V223H4ZM28 225H29V224H28ZM30 225H31V224H30ZM39 225H40V224H39ZM64 225H65V224H64ZM73 225H75V224H73ZM73 225H72V226H73ZM87 225H88V224H86V226H87ZM91 225H90V226L88 225V226L91 227ZM118 225H120V224H118ZM125 225H126V224H125ZM133 225H134V224H133ZM150 225H151V224H150ZM150 225H149V226H150ZM159 225H160V224H159ZM197 225H199V224H197ZM231 225H232V224H231ZM235 225H236V224H235ZM241 225H242V223H241ZM243 225H244V224H243ZM243 225H242V226H243ZM251 225H252V224H251ZM9 226H10V225H9ZM11 226H12V225H11ZM11 226H10V227H11ZM32 226H33V227H32ZM32 226H31L32 228L35 227V226L33 225V222H32ZM36 226H37V225H36ZM61 226H63V225H61ZM88 226H87V227H88ZM92 226H93V225H92ZM103 226H104V225H103ZM103 226H102V227H103ZM112 226L116 229L115 225H112ZM143 226H144V225H143ZM155 226H156V225H155ZM155 226H154V227H155ZM209 226H210V225H209ZM247 226H248V224H247ZM1 227H5V226H2V225H1ZM6 227H7V226H6ZM13 227H14V229H15V226H13ZM37 227H38V226H37ZM37 227H36V228H37ZM55 227H56V226H55ZM75 227L78 228L77 225H76ZM104 227H105V226H104ZM109 227H110V226H109ZM113 227L111 228V230L113 229ZM144 227H145V226H144ZM146 227H147V226H146ZM158 227H159V226H158ZM210 227H211V226H210ZM240 227H241V226H240ZM245 227H246V225H245ZM254 227H255V225H254ZM7 228H8V227H7ZM28 228H29V227H28ZM36 228H34V231H37V230H38V229L36 230ZM61 228H63V227H61ZM72 228H74V227H72ZM77 228H76V229H77ZM85 228H86V227H85ZM85 228H84V229H85ZM96 228H97V226H96ZM118 228H119V227H118ZM194 228H195V227H194ZM235 228H236V227H235ZM247 228H248V227H247ZM1 229H2V228H1ZM1 229H0V230H1ZM4 229H5V228H4ZM8 229H10V228H8ZM8 229H7V230H8ZM22 229H23V227H22ZM30 229H31V228H30ZM43 229H44V228H43ZM47 229H46V230H47ZM54 229H55V228H54ZM68 229H70V228L68 227ZM98 229H99V226H98ZM105 229H106V228H104V231H105ZM115 229H113V230H115ZM132 229H133V228H132ZM137 229H138V228H137ZM137 229H136V230H137ZM145 229H146V228H145ZM154 229H155V228H154ZM158 229H159V228H158ZM191 229H192V228H191ZM211 229L213 230V228H211ZM228 229H229V228H228ZM228 229H227V230H228ZM230 229H231V228H230ZM230 229H229V230H230ZM242 229H243V228H242ZM251 229H252V227H251ZM23 230H24V229H23ZM31 230H32V229H31ZM46 230H45V231H46ZM52 230H53V229H51V231H52ZM57 230H59V229H58V226H57ZM62 230H63V231H62ZM62 230H61V231H62L61 233H63V235H64V234H65L64 229H62ZM77 230H78V231H81L80 229H77ZM85 230H86V229H85ZM100 230H101V229H100ZM141 230H142V229H141ZM148 230H149V229H147V231H148ZM180 230H181V229H180ZM186 230H187V229H186ZM198 230H199V229H198ZM205 230H206V229H205ZM212 230H211V232H214V231H212ZM214 230H215V229H214ZM245 230H246V229H245ZM249 230H250V228H249ZM2 231H3V229H2ZM2 231H1V232H2ZM4 231H5V230H4ZM19 231H20V230H19ZM21 231H22V230H21ZM29 231H30V230H29ZM29 231H27V232H29ZM39 231H41V230H39ZM39 231H38V232H39ZM45 231L43 232V230H42L43 233H46L45 235H43V233H42V235H43L42 238H46V237H48V236H47V235H48V234H47L48 231H46V232H45ZM49 231H50V230H49ZM101 231H102V230H101ZM106 231H109V230H106ZM106 231H105V233H106ZM129 231H130V230H129ZM133 231H134V229H133ZM206 231H208V230H206ZM206 231H205V232H206ZM215 231H216V230H215ZM219 231H220V230H219ZM247 231H248V230H247ZM22 232L25 233V230L22 231ZM31 232H33V230H32ZM38 232H37V233H38ZM53 232H54V231H52L51 233H53ZM74 232H75V230H74ZM74 232H73V233H74ZM76 232H77V231H76ZM112 232H113V231H112ZM130 232H131V231H130ZM130 232H129V233H130ZM208 232H209V231H208ZM40 233H41V232H40ZM54 233H55V232H54ZM54 233H53V234H54ZM58 233H59V232L56 231L57 237L59 236ZM61 233H60V234H61ZM70 233H72V231H71V232L69 231V236L73 234V233H72V234H70ZM118 233H119V232H118ZM131 233H132V232H131ZM131 233H130V234H131ZM209 233H210V232H209ZM231 233H232V232H231ZM246 233H247V232H246ZM25 234H26V233H25ZM27 234H28V233H27ZM53 234H52V235H53ZM56 234H55V235H56ZM74 234H75V233H74ZM96 234H97V233H94L93 235H96ZM110 234H111V233H109V237H110ZM123 234H124V233H123ZM133 234L135 235V233H133ZM171 234H172V233H171ZM203 234H204V233H203ZM203 234H202V235H203ZM211 234H212V233H211ZM222 234H224V233L222 232ZM222 234H221V235H222ZM40 235H41V234H40ZM55 235H54V236H55ZM61 235H62V234H61ZM63 235H62V236H59L58 238L60 239V237H62V239H63V237H64L65 239H67V238H66L65 236H63ZM65 235L68 236L67 233H66ZM102 235H104V234L102 233ZM113 235L116 236L115 234H113ZM113 235L111 234V236H113ZM118 235H120V234H118ZM118 235H117V238H118ZM138 235H139V234H138ZM179 235H181V234H179ZM213 235H214V234H213ZM213 235H212V236H213ZM215 235H216V233H215ZM215 235H214V237H215ZM73 236H74V235H73ZM86 236H87V235H86ZM107 236H108V234H107ZM114 236H113V238H114ZM168 236H169V235H168ZM172 236H173V235H172ZM205 236H206V235H205ZM222 236H223V235H222ZM230 236H231V235H230ZM257 236H258V235H257ZM104 237H105V236H104ZM121 237H122V236H121ZM121 237H120V238H121ZM124 237H125V236H124ZM138 237H139V236H138ZM210 237H211V235H210ZM258 237H259V236H258ZM107 238H108V237H107ZM135 238H137V237H135ZM179 238H180V237H179ZM182 238H183V237H182ZM184 238H185V237H184ZM205 238H206V237H205ZM216 238H217V237H216ZM232 238H233V237H232ZM6 239L8 240V236H7ZM20 239H21V238H20ZM23 239H24V238H23ZM23 239H22V242L24 241ZM47 239H48V238H47ZM110 239H112V238L110 237V238H109V241H110ZM174 239H175V238H174ZM218 239H219V238H217V241H218ZM67 240H69V239H67ZM112 240H113V239H112ZM127 240H129V239H127ZM132 240H133V239H132ZM184 240H185V239H184ZM204 240H205V239H203V241H204ZM42 241H43V240H42ZM46 241L48 242V240H46ZM46 241H44V242L46 243ZM63 241H64V240H63ZM104 241H105V240H104ZM115 241H116V240H115ZM158 241H159V240H158ZM205 241H208V240H205ZM209 241H210V240H209ZM217 241H216V243H217ZM64 242H65V241H64ZM102 242H103V241H102ZM110 242H111V241H110ZM125 242H126V240H123V243H125ZM129 242L131 243L130 240H129ZM173 242H174V241H173ZM196 242H197V241H196ZM105 243H106V242H105ZM123 243H122V244H123ZM127 243H128V242H127ZM175 243H176V242H175ZM198 243H199V242H197V244H198ZM46 244H47V243H46ZM197 244H196V245H197ZM199 244H200V243H199ZM199 244H198V246H199ZM217 244H218V243H217ZM219 244H220V243H219ZM44 245H45V244H44ZM124 245H125V244H124ZM173 245H174V244H173ZM214 245H216V244L214 243ZM233 245H234V244H233ZM40 246H41V245H40ZM64 246H66V245H64ZM130 246H131V245H130ZM174 246H175V245H174ZM177 246H178V245H177ZM180 246H181V245H180ZM180 246H179V247H180ZM209 246H210V245H209ZM212 246H213V245H212ZM212 246H211V247H212ZM44 247H45V246H44ZM205 247H206V246H205ZM235 247H236V246H235ZM109 248H110V247H109ZM127 248H129V247H127ZM197 248H198V247H197ZM199 248H200V247H199ZM174 249H175V248H174ZM186 249H187V248H186ZM213 249H214V248H213ZM228 249H229V247H228ZM43 250H44V249H43ZM124 250H125V249H124ZM154 252H155V251H154ZM221 252H222V250H221ZM113 253H114V251H113ZM115 253H116V252H115ZM211 253H212V251H211ZM213 253H214V252H213ZM1 254H2V253H1ZM33 254H34V253H33ZM35 254H36V253H35ZM37 254L39 255V252H38ZM207 254H210V253L207 252ZM30 255H32V254H30ZM153 255H154V254H153ZM161 255H162V254H161ZM175 255H176V254H175ZM47 256H48V255H47ZM47 256H46V257H47ZM203 256H205V254H204ZM210 256H211V255H210ZM2 257H3V256H2ZM207 257H208V256H207ZM31 258H32V257H31ZM37 258H39V257L37 256ZM202 258H203V257H202ZM35 259H36V258H34L33 261H34ZM43 259H44V258H43ZM44 260H45V259H44ZM31 261H32V260H31ZM175 261H176V260H175ZM200 261H201V260H200ZM2 262H3V261H2ZM203 262H204V261H203ZM0 263H1V262H0ZM3 263H4V262H3ZM3 263H2V264H3ZM190 264H191V262H190ZM192 264H193V263H192ZM194 264H195V263H194ZM201 264H202V262H201ZM206 264H207V263H206Z\"/></svg>", "mask_w": 264, "mask_h": 264}]
</instances>
